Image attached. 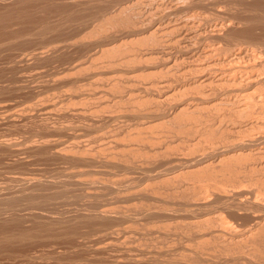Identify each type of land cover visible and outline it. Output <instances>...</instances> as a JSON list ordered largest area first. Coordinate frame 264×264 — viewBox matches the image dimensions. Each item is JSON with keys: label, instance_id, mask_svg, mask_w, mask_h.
<instances>
[{"label": "rangeland", "instance_id": "1", "mask_svg": "<svg viewBox=\"0 0 264 264\" xmlns=\"http://www.w3.org/2000/svg\"><path fill=\"white\" fill-rule=\"evenodd\" d=\"M30 1H32V2H30ZM30 1L29 0H0V19H1L0 20V45L3 42H5V43H3L4 45L2 44L0 46V51H1L0 52V148H2V149H0V195H1L0 198H4L3 195H5V197L6 196L9 197V196H13V195H19L20 189H21V191L24 190L23 183L20 182L18 180V178L20 179V178L27 177V178H30V180H33V178L36 177L35 178L36 181L33 180V182H36V183H31V184L33 186H35V188L33 187V190L35 192L34 194H36L38 196L35 195L36 197L34 196V198L31 201L32 202L33 201L34 202L35 201L39 202L40 199H43L44 201L41 200L39 202V204H37V206H38L37 207L35 204H33L28 199H22L21 200L22 203L20 202V200H18V202L17 201L5 202V201H1L0 200L1 201L0 204L2 203L3 206H4L3 207L2 204L0 206V212H1L0 213V225H1L0 226V235H1L0 236V249H1L0 250V253H1L0 254V264H2V263L3 264H54V263L55 264H70L71 261H72L71 264H79L80 262H81L80 264H91V263L92 264H98V263L99 264H116V263L117 264H132V263L133 264H141V263H143V264H147V263H149V264H156V263L157 264H171V263L172 264H193L194 261H195L194 264H196L197 261H198L197 264H199V263L200 264H224V263L225 264L226 263L227 264H264V246H263L264 245L263 244L264 243V216H263L264 215V207L263 206L261 207V205L258 206V204L263 203V198H264V190H263L264 189V182H263V180H264V178H263V176H264V174H263L264 173V168L263 167L264 166L263 165L264 164L260 165V164L264 163V156H262L264 154V152H260V153L259 152H255L258 149H262L264 151V142H262L260 140H257L259 142L254 141V143L257 142L258 144L257 143L254 144L253 143V144H248L247 145V143L251 142L250 138L253 137V136H251L249 134L250 133L251 134L259 133L257 131L261 130V129L258 128V130L255 129V131H252L253 129H250L251 127L248 126V125L252 126V123H253V125H256V124L257 125H261L262 124L264 126V123H262L264 121H262L263 119L261 120V118H264V115H263V113H264L263 111L264 110H262V114L260 115L261 112L259 113V111L261 109L258 107L259 105L258 106H252L251 108L249 106L248 109H244V110H240L239 111L240 113H241V111L243 113L244 112L246 113V110H248L246 114H243V113L241 114V117L243 115V119H242L241 117H239V115H240L239 112H237V115H233V113L235 114L236 111H234V109L232 111L228 110L229 109L228 106L224 105V104H226L225 102H228V101H223V102L221 101L222 102V104H220L221 106L219 104H218L219 106L217 105V102H216L217 100L219 101L221 98L226 99V97L229 98V96L231 94H232V96H230V97H231V102L233 101L232 103H234V101H235V103L237 101H239L242 98L240 95L243 93V90H244V84H241V83H240V85H238V87L236 86V88L232 87L233 89H226L225 88V90H223L224 88H222V87H220L218 89L216 88L215 89L216 92H215V90L214 91L209 90L210 87H199V88L197 87V89H196V88H193L195 85L193 86L192 84L191 85H186L185 87H182L183 90H181V89L179 90V88H181V86H180L181 82L183 83V81L181 79L182 77L180 78V75H181L180 72L183 69L182 65L180 64V66H178L179 65L178 64L177 66H175L174 70L170 71L172 74L170 72L169 73L166 72V70L163 69V67L161 68L162 65H160V63L162 64V62L160 61V58H159L158 54H156V56H158V59H156L157 57L154 54V51H156V49H157V51L162 50L163 43H161V46L159 45L160 46L159 47L158 44H160V43L155 41V39H156V38L154 39L155 36L153 37L152 35H149V34H147V36L146 35H140V36L136 35L135 36L136 33L133 34L134 32H137L136 28L141 27L140 29L144 30V29H147V27L148 28L152 27L155 22L151 20V18L153 17V16L151 17V15H154V16L156 15L154 17V19L156 17L159 18V16L161 14L162 15H166V13H168L170 11L169 10L170 9V5H168V4H171L170 2L173 1V0H171V1H168V0L167 1L166 0H155L156 2H154L153 0H151V1L150 0H144V1L135 0V1H140L139 3L136 4L137 7L135 5V1L134 0H130V1L129 0H106V1L105 0H103V1L102 0H95V1L94 0H83V1L82 0L81 1L80 0H52V1L51 0H30ZM146 1H147V3H146ZM159 1L160 2L162 1L164 3V5H165V2H166L167 3L166 6L168 5V7L163 6L164 7V9H162L163 11L159 10L161 7H159L158 10H155L157 8V6L155 4L156 3H160ZM178 1L181 4L183 3L182 4L183 7L181 5V8L183 9L182 10L183 13H181L182 11L180 10L179 11L180 13H179L178 16H182V14L184 15L186 12H188L190 10L188 8H194L193 10H196V11L198 9L197 12H200V13L204 14L203 16H205L202 19V21H203V23H206V24L201 25L202 21H200V25H201L202 30L206 29L207 31H209V33L208 32L206 33V31L203 30V32H201V38L198 39V40H201L202 42L198 41V40L196 42L195 41L196 39H194L193 40V41H195L193 43L194 46H191L193 49H190V50H194L195 49L194 51H196V53H199L200 50H203V48H206L208 45H211V43H212V45L213 44L214 45H218L220 39H216L217 33H214V32H218L220 30L213 29L212 25L215 24L216 22L218 24L222 23L223 27L221 28L220 32L223 31L222 35L224 33L225 37L223 35V37L221 39V41L223 40L221 45H222V50L224 51V52H222V50H221V52H222L221 53V56H222L221 58H223L225 56L227 57V55H228L227 58H229V57L234 58L235 53H237V52H239L241 50L242 51H244V50L250 51L251 50L250 52L251 53L254 52L253 54H255V55L258 52V55L261 54V56H263V57H261V56L258 57V55H257L256 58L258 57L260 59L257 60L258 59L257 58L256 60H253V61L251 60L253 62V63L252 62L251 63L253 65L254 64L256 65V63L259 61L257 63V65L259 64L258 65L259 67L256 65L255 67L253 66L250 69H253V70L254 69L255 70L259 69L260 70L259 72L261 73V71H262V73L264 74V64H263L264 63L263 62L264 61V53H263L264 52V48H263L264 47V23H263L264 22V3H262V2H264V0H214V1L213 0H209L210 2L208 0H203V1H200V0H193V1L192 0L191 1L190 0H188V1L187 0H181L180 1V0H178ZM178 1H176V3L179 4ZM186 1L190 2V3H188L189 6L186 5L187 4ZM196 1H198V2L200 1V2L198 3ZM57 2H59V3H57ZM141 2H143L144 4L146 3L147 5L145 4L146 5L145 6ZM151 2H154V4H151ZM184 2L186 4H184ZM202 2H204V4H202ZM128 4L130 5V7H129ZM150 4H151V6H149ZM68 6H69L70 10H68L69 9ZM124 6L126 7V9H125ZM127 6H128V8H127ZM37 7H38V9H37ZM84 7L86 9H84ZM120 7L124 8L126 11L121 9ZM130 8H133L134 11L132 9H130ZM23 9H24V11H23ZM28 9H30V10H28ZM31 9H32V11H31ZM144 9H145L146 12L144 11ZM148 9L150 10V12H149ZM187 9H188V11H186ZM43 10H45V11H43ZM104 10H106V11H104ZM216 10H218V11H216ZM22 11H23V13H22ZM196 11H195V13H196ZM5 12H7V13H5ZM101 13H103V14H101ZM128 13H129V15H132V16L129 17ZM137 13H139V14H137ZM154 13H157V14H154ZM3 14L6 17L2 16ZM36 14H37V16H36ZM47 14H48V16H47ZM90 14H92V16ZM108 14H109V17H108ZM7 15H8V17H7ZM105 15H107V16H105ZM40 16H41L42 19L40 18ZM117 16L119 18H117ZM123 16H125V17H123ZM126 16L129 17L130 19H128ZM133 16H135L136 18L133 17ZM172 16H177V15L173 14ZM10 17H13V18H10ZM70 17H71V19H70ZM110 17H111V20H110ZM8 18H10V19H8ZM74 18H75V20H73ZM158 18H156L155 21ZM205 18H207V19H205ZM139 19H141V20H139ZM143 19H145V20H143ZM204 19H205V21H204ZM4 20H6V22ZM32 20H34V21L32 22ZM67 20L68 21L70 20V21L68 22ZM124 20H126V21H124ZM197 21H199V18H197ZM221 21H223V22H221ZM80 22H83V24L80 23ZM114 22H116V23H114ZM118 22H122V23H118ZM143 22H144V25L142 24ZM225 22H226V24H225ZM140 23H141V25H140ZM145 23H146V25H145ZM70 24H71V27H70ZM117 25L119 27H117ZM131 25H132L133 28L134 27H136V28L133 29L132 27H129ZM14 26H16L17 28L14 27ZM20 26H22V27H20ZM123 26L125 27V29H124ZM202 26H204V27H202ZM44 27H45V29H44ZM115 27H116V29H115ZM142 27H144V28H142ZM211 27H212V29H211ZM119 28H120V30H119ZM32 29H33V31H32ZM43 29H44V31H43ZM130 29L132 30V33H130L131 32ZM208 29H210L211 31L208 30ZM228 29H230V30H228ZM244 29H245V31H244ZM110 30H111V32H110ZM133 30H135V31L133 32ZM212 30L214 31L213 33H212ZM236 30L238 31V33H237ZM39 31H41V33ZM57 31H58V33H57ZM105 31H107V32H105ZM125 31H126V33H125ZM61 32H64V33H61ZM204 32H205V35H204ZM220 32H218V33H220ZM244 32H248V33H244ZM225 33H227V34H225ZM12 34H15V35H12ZM128 34H130V35H128ZM132 34H133V36H131ZM206 34H208V36H206ZM31 35H32V38H31ZM148 35L150 36L151 40H150V38H147ZM142 36H143V38H142ZM202 36H203V38H202ZM204 36H206V37H204ZM226 36H227L228 40L225 39ZM246 36L248 38H246ZM258 36H260V37H258ZM228 37H230V38H228ZM42 38H43V40H42ZM141 38H142V40H141ZM166 38L170 39V36L166 35ZM16 39H18V40H16ZM21 39H22V41H21ZM80 39H82V40H80ZM233 39H235V40H233ZM238 39L241 40V41H239ZM84 40H86V41H84ZM150 41H151V43L152 42L153 43L151 44ZM173 41L174 40H172L171 42L173 43ZM232 41L233 42L236 41L235 44ZM139 42H141V43H139ZM154 42L156 43V45L154 44ZM53 43H54V45L55 44H57V45L54 46ZM138 44L140 45V47H139ZM164 44L168 45L169 42L168 43H164ZM174 44H175V42L172 45L174 46ZM204 44H205L206 47L203 46ZM252 44H253V46H252ZM170 45H168V46L163 45V46H164L165 49L169 48L168 50L173 54V56H175L176 54H179L177 52L179 50V46H177L175 44V46L172 48V45H171V47H170ZM234 45H237V46H234ZM51 46H52V49L50 48ZM126 46H128L129 48L128 47L126 48ZM137 46L141 50L139 48H137ZM144 46H145V48H144ZM198 46H199V48H198ZM223 46H224V49L227 47L225 49L226 51L223 49ZM256 46H257V48L259 50L256 48ZM241 47H243V49ZM247 47H248V49H247ZM54 48H56V49H54ZM228 48L230 50L232 49L231 52L229 51ZM235 48H236V50H235ZM238 48L239 49L241 48V49L238 50ZM123 49H125V50H123ZM146 49L150 53L149 52L147 54L145 53L146 54L145 55L144 52H146ZM44 50H46V51H44ZM52 50H54V51H52ZM190 50H188V51L191 52ZM260 50H262V51H260ZM36 51L40 52V54L42 56L36 58V56H34V54H37ZM55 51L58 52V53H56ZM228 51H229V53H228ZM232 51H233V53H232ZM259 51H260V53H259ZM200 52H202V51H200ZM139 53L141 54V56L143 58H141ZM148 54H150V55H148ZM28 56H29V58H28ZM136 56H137V59H136ZM145 56H147V58ZM148 57H149V59H148ZM153 58H155V59H153ZM216 58H218V55L216 56ZM261 58H263V59H261ZM196 59H199L198 61L199 62L202 61L204 64H206L207 62H210L209 59H207V60L205 59L204 60V58L200 59L198 57H196ZM180 60H178V61H180ZM247 60L248 59H246V58H244V60L242 58V60H241L242 62H241L240 59H238V62H236L237 66L239 65V67H240L244 63H248ZM261 60H262L263 63L262 62L260 63ZM151 61L153 62V64H152ZM245 65H247V64H245ZM177 67H180V69L178 68V70H177ZM261 67H262L263 70L261 69ZM257 71H255V72H257ZM64 76H66V77H64ZM238 76L240 77V75H238ZM176 78H178V79H176ZM117 81H119V82H117ZM161 81L169 82L170 83L169 85H171V87L168 86L167 88H162V91H161V89H160L161 87L159 86V83ZM176 85H178V87ZM263 87H264V85H262V87H260L259 89H261V91H263L264 90ZM200 88L203 91H199V90H201ZM237 88H239L238 89L239 92H238ZM164 89H166L167 91L164 90ZM169 89H171V90H169ZM158 90H160V91H158ZM206 90L207 91H211V93L207 92ZM233 90H237V92L236 91L234 92ZM257 90L258 89H255L254 92H257L256 94H259L261 91L260 90L257 91ZM224 91L228 92L227 96L224 95V94H226V92H224ZM230 91H232V93ZM212 92L215 93V94H218L217 95L218 97L216 95H214V97L216 96L215 98H213L211 96V98H210L211 102H210V100L208 99L210 97V96H208V93L210 95H212ZM162 93H163V95H162ZM205 93L207 94L208 98H206V94ZM220 93L223 94V95H221ZM167 95L169 96V98H166V97H168ZM196 96H197V98L198 97L199 98L203 97L204 99L203 98H201V99L198 98V101H196L197 99H194V98H196ZM185 97H186V99H184ZM219 97H221V98H219ZM236 97H238L239 100L235 99ZM163 98L165 99L164 101H163ZM182 99H184V100H182ZM202 99L205 100L206 102L205 101L203 102ZM187 100H189V101H187ZM182 101H183V103H182ZM185 102H188V103H185ZM177 103L178 104L180 103V104L177 105ZM209 103H212V104H209ZM171 106L174 107V109L170 108ZM175 106L176 107L179 106V107L176 108L178 110L175 109ZM214 107H215V109H214ZM7 108H9V109H7ZM35 108H36V110H35ZM145 109H146V111H145ZM207 109H209V110H207ZM217 109H219V110H217ZM249 109H251V110H249ZM258 109H259V111H258ZM47 110H48V112H47ZM147 110L150 111V113ZM212 110H213V113H211ZM220 110H221V112H220ZM26 111H28V112L30 111V112L28 113ZM181 111H183V112H181ZM224 111H227V112H224ZM250 111H251V113H250ZM252 111H255V113H253L255 115H253V116H252ZM10 112H11V114H10ZM83 112L84 113L86 112V113L84 114ZM114 112H115V114H114ZM171 112H173V113H171ZM73 113H74L75 116L73 115ZM161 113H162L163 116L159 115ZM229 113L231 115H229ZM257 113H258V115H256ZM12 114H14V115H12ZM48 114H50V115H48ZM227 114H228V116H226ZM98 115H100V116H98ZM150 115H153V116H150ZM164 115H168V116H164ZM174 115H175V117H172ZM247 115H248V117H247ZM249 115L251 116L250 118H249ZM194 116H195V118H194ZM211 116H212L213 119L211 118ZM219 116H221V117H219ZM244 116L246 117V119L244 118ZM258 116H259V118H258ZM143 117H144L146 122L144 121ZM145 117L146 118L148 117L147 118L148 122H147V119ZM224 117L225 118L226 117H230V118L231 117H236V118L230 120L228 118L225 119ZM220 118H222V119H220ZM139 119H141L143 121H141ZM149 119H150V121H149ZM151 119H152V121H151ZM44 120L47 121V122L49 121V123L45 122ZM215 120L219 121V122H216V125L214 124ZM221 120L224 121V122H221ZM235 120L237 122L239 121L238 123L235 122L236 124L234 123L236 126L233 124V121H235ZM194 121H195V123H194ZM212 121H214V122H212ZM258 121H261V122H258ZM18 122H20V123H18ZM245 122H247V124ZM217 123L219 124V126L221 124V126H224V127H221V126L219 127ZM229 123H230V126H229ZM45 124H49V125H45ZM210 124L211 125L213 124V126H214V127L212 126L213 129H212V127H210ZM90 125H92V126H90ZM207 125L209 126V128H208ZM233 126H235V127L232 130ZM226 127H227V129H226ZM239 127H240V130H239ZM214 128H215V130H214ZM243 128H244V130H243ZM209 129H211V131H209ZM203 130H205V132ZM224 130L225 131L228 130L227 131L228 134H227V132H224ZM232 131L233 132L237 131V133H233ZM223 132L225 134H227V135H225ZM247 132H248V135H247ZM190 133H192V134H190ZM232 133H233V135H232ZM238 133H240V134H238ZM149 134H150V136H149ZM237 134H238V136H237ZM146 135L149 136V137H147ZM151 135H153V136H151ZM218 135H221V136L219 137ZM230 135H232V136L230 137ZM222 136H223V138L220 139ZM224 136L226 138L230 137L229 138L230 142ZM239 136L241 138L243 136L246 138V140L244 139V137H243V139H240L242 141L245 140L244 143L246 145L244 143H242V141H241V143H240V141L238 142L237 139L240 138ZM171 137H174V139L171 138ZM212 137L214 138V140H212L213 139ZM151 138H153V139H151ZM215 139H217V140L219 139V141L216 142ZM225 139L227 140L226 142H228L229 144L231 143V145L233 146V150L231 149L232 148L231 145L228 146L229 145L228 143L227 144L226 143H224V144L221 143V142H224ZM231 139H234V141H237L239 144L231 142V141H233ZM248 139H250V140H248ZM28 140H29V142H28ZM199 140H201V141H199ZM204 140H205V142H204ZM4 141H6V142L8 141V142L6 143ZM133 141H135V142H133ZM24 142H26V143H24ZM77 142H78V144H77ZM215 142L217 144L220 142L221 144H219V145L215 144L216 145L215 146L216 147L215 148L216 151L214 152L215 149H213L211 147V145H209V143L213 144ZM22 143H23V146L21 145ZM63 143H65V145ZM108 143H109V145H108ZM116 143H118L117 144L118 146L116 145ZM232 143L236 144L235 145L236 148H235L234 144H232ZM25 144H26V146H25ZM36 144H37V146H36ZM113 144L116 145V146H114ZM136 144H137V146H135ZM240 144H242V145H240ZM262 144H263V146H262ZM8 145H10V146H8ZM30 145L33 146V147H31ZM60 145H61V147H60ZM88 145H89V147H88ZM95 145H96V147H95ZM203 145L206 146V149H208L210 147L209 148L210 150L204 151L205 147ZM221 145L224 146V147L222 146L220 148L221 150H223V148L226 149L227 146H228V148L226 150V153H225V156H227L229 154L228 158H230V159H228V162H227L226 161L227 159L225 160L224 159L225 157L222 155L219 158H221V159L223 158L225 160L223 162H225V163H223L221 161L220 164L218 162V164H219L218 165L216 163H217V160L219 158L217 159V157L215 155L217 154L216 153L217 151H221L220 149H218ZM251 145H252V147H250ZM4 146H5V148H4ZM64 146L67 147V148L64 149L65 148ZM108 146H111V147H108ZM244 146L245 147L247 146V147L245 148ZM259 146L262 147V148H260ZM6 147H8V148H6ZM11 147H13V148L11 149ZM24 147L26 149H24ZM55 147H57V148L55 149ZM74 147H76V148H74ZM189 147H191V148H189ZM242 147H244V148H242ZM29 148H30V150L28 151ZM31 148H34V149L31 150ZM72 148H74V149H72ZM93 148H94V150H93ZM134 148H135V150H134ZM203 148H204V150H203ZM211 148H212V150H211ZM22 149L25 150V151H23ZM59 149H61L62 151H60ZM183 149H185V150H183ZM235 149L237 151H239V150L243 151V152L246 151L245 153H251L252 152V154L249 155V157L247 156V158H246V156H241V160H240V158H237L236 160H234L235 157L231 158V154H233V156H235L234 154H237ZM26 150H27V152H26ZM55 150H57L56 153H55ZM111 150L113 151V153H112ZM186 150L188 152H186ZM21 151H22V153H21ZM63 151L66 154H63L64 153ZM79 151H81V152H79ZM191 151H193V152H191ZM60 152H62V154ZM212 152H214V153H212ZM89 153H91V154H89ZM203 153L206 154V155L208 154L207 156H209L210 159H209V157H207V159H206V156L205 155L203 156ZM253 153H255L254 156H253ZM67 154H69V155H67ZM182 154H183V156H182ZM212 154H214V156ZM260 154H261L262 157L260 156ZM52 155H54V156H52ZM178 155H179V157H178ZM81 156H83V157H81ZM104 156L106 158L108 157V158H111V159H108V158L107 159H103V158H105ZM198 156L199 157L202 156V157L199 158ZM255 156L257 158L259 157V159L256 160ZM204 157H205V160H206V162L203 163L204 165L203 164L200 165L199 163L195 164L196 161H198L199 159H202V158L204 159ZM242 157H243V160H242ZM250 157H251V159H250ZM44 158H46V159H44ZM181 158L182 159L184 158L183 159L184 162H183V160ZM196 158H197V160H196ZM213 158H214V162L216 161V163H215L216 166H217L216 169L214 167L215 164L211 165V164L214 163L213 161H211V160H213ZM73 159H75V161ZM192 159H193V161H191ZM247 159H249V161ZM77 160H78V162H77ZM106 160H108V161H106ZM188 160H189V163H187ZM209 160H210V162H209ZM229 160H230V162H229ZM231 160H233L232 161L233 166L231 164ZM258 160H260L261 162L260 161L258 162ZM94 161H96V163ZM171 161H172V164H171ZM242 161H244V162L241 163ZM253 161L254 162L256 161V163L254 164ZM82 162H84V163H82ZM107 162L108 163L109 162L110 163L113 162V163H111L113 165L110 166V165H108ZM185 162H186L187 165L183 164ZM236 162L238 163V165H237ZM250 162L253 163L252 167L253 166L255 167V165H256V167H258V169L256 167L255 168H251V165H250L251 163ZM176 163H177V165H176ZM179 163H180V166H179ZM227 163L231 164L230 165L231 168H230V166H228ZM124 164H126V165H124ZM221 164L222 165L224 164V165L221 166ZM244 164H246L247 168H246V166ZM175 165L178 166L177 169H175V170L173 169L172 170L171 166H175ZM182 165H183V167H182ZM226 165H227V167H226ZM143 166H145V167H143ZM205 166L207 168H205ZM208 166H209V169H211V172L208 169ZM212 166L214 167L215 170H213ZM218 166L219 167L221 166V168L219 169ZM224 166H225V168H227V170L224 168ZM103 167H105V168H103ZM228 167H229V171H230V169L236 168L237 170H239L241 168L242 172L239 170V173L241 172L242 175L240 174L241 175L240 176L239 173L235 174L234 170H236V169L231 170L230 173H229ZM232 167H234V168H232ZM204 168L206 170L208 169L209 171L207 172ZM222 168L225 169V170H223ZM261 168H263V170ZM73 169H74V173L77 170H79V171L82 170L83 171V174L80 175L81 178L80 177H78V178L82 179V181H84V182H86V181L90 182V183L89 182L83 183L82 184L83 187H86L85 185H87L86 188H87V190H89L90 189L89 187H92L94 185L93 188L94 189L96 188V190L97 189L98 190L96 191V193H95V190H93V192H94V194H97V193L100 192L99 194H97L98 196H94V198L90 197L91 199L89 198L88 199L89 201H88L87 198L90 196V193H88V192H91V190L86 191V188L81 187L82 185L69 184L70 182H72V180L70 181V178L71 179L73 178V177H71V175L73 174V172H72ZM99 169H101V170L103 169V170L101 171ZM128 169H129V171H128ZM192 169H194V170H192ZM251 169H254V170L251 171ZM123 170L125 172H123ZM204 170H205V172H203ZM219 170H221V171H219ZM246 170L248 172H246ZM79 171H77V172H79ZM103 171H105V172H103ZM225 171H228V172L224 173ZM97 172H100V173H97ZM193 172H195V173H193ZM221 172H223V173L220 174ZM244 172H246V173L243 174ZM56 173H58V174L56 175ZM68 173L69 174L71 173V174L69 175ZM199 173H200V175H199ZM208 173H209V175H208ZM227 173L229 174V176H228ZM255 173H257V174H255ZM223 174H225L226 176L223 175ZM250 174L252 176H250ZM15 175H16V177H15ZM160 175L163 176V177H161ZM202 176H203V178H202ZM227 176L229 177V179H227L228 178ZM232 176L234 177V179L232 178ZM236 176H238V177H236ZM239 176L242 177V180H244L246 182L242 183V181H241ZM243 176H244V179H243ZM245 176L246 177L248 176V177L246 178ZM249 176L252 177V178L249 179ZM55 177H57V178H55ZM115 177H116V179H115ZM204 177L206 179H208V178L209 179L206 180V179H204ZM254 177L255 178L257 177V178L255 179ZM11 178H14V179H11ZM65 178L66 179L68 178V179L66 180ZM237 178H239V179H237ZM260 178L261 179L263 178L262 181H261ZM15 179H17L18 181L15 180ZM37 179L42 181V183L40 181H38ZM42 179L44 181L54 180L52 182H54V184H56V185H54L55 187L53 185L50 186V184H48L47 186L44 185L45 183L43 182ZM58 179H59V181H58ZM83 179H85L86 181L83 180ZM120 179H122V180H120ZM246 179H249V181H251V182L249 183V181H247ZM6 180H7V182H6ZM55 180H57V182ZM60 180H61V183L63 182L64 184H60L59 183ZM64 180H65V182H64ZM106 180H108V182ZM184 180H188V181H184ZM199 180H200V183H199ZM233 180H234V183L236 181H238V180L241 181V182L238 181V182L235 183L237 187L236 186H234V187H236L237 190H235V188L233 187V185H234L233 184ZM10 181L13 182L15 185L12 184ZM37 181L39 183H37ZM96 181H102V182H105L106 184L105 183H103L105 185L100 184L102 182L95 183ZM202 181H204V182H202ZM214 181H215V183H214ZM256 181H258V183ZM114 182H116V183H114ZM66 183L68 184V186H67ZM88 183H89L90 186H88ZM224 183H226V184H224ZM57 184H59L60 186L58 187ZM96 184L100 188L98 186L95 187ZM109 184H111V185H109ZM38 185L40 187L41 186L42 187L41 188H37V187H39ZM61 185L67 186V189H66V187L62 188L63 186H61ZM106 185L107 186H113V188L115 186L116 187L112 191L110 189L108 191V188L106 187ZM199 185H201V186H199ZM48 186H49V188H47ZM183 186H185V188ZM220 186H221V188H220ZM50 187H52V188H50ZM68 188H70V189H68ZM200 188H202V189H200ZM214 188L217 189V190H215ZM35 189H36V191H35ZM48 189H49V191H48ZM60 189L61 190L64 189V190L60 192ZM65 189L67 191H65ZM84 189H85V191H84ZM42 190H43V192H42ZM76 190L78 192L81 191V194L78 193ZM103 190H105L106 194H105V192ZM123 190H124V192H123ZM140 190H141V192H140ZM187 190H189V191H187ZM218 190L219 191H223L224 190L223 191L224 193L223 192L219 193ZM229 190H230V193H229ZM8 191H10L11 194ZM37 191H39V192H37ZM82 191L87 192V193L85 194ZM113 191H115V192H113ZM116 191L119 192L118 195H117ZM145 191H146V193H145ZM148 191L150 192L149 195H148ZM226 191H228V192H226ZM236 191H238V192H236ZM56 192H59V194L56 193ZM120 192H122V193H120ZM137 192L141 196H139L137 194ZM201 192H202V194H204V196L203 195L199 196V194ZM231 192H232V194H231ZM241 192L242 193L244 192V193L242 194ZM41 193H43V194H41ZM45 193H47V194H45ZM51 193H53V195ZM54 193H56V194L54 195ZM144 193H145L146 196L144 195ZM221 193H222V195H221ZM225 193H226V195L228 193L230 194V197H229V195H227V196L229 197V200H231L232 202L231 201L228 202V197L224 196ZM20 194H22V193L20 192ZM49 194H50V196H49ZM64 194H66V195H64ZM82 194H84V196ZM125 194L126 195L128 194V195L126 196ZM150 194H152L154 197L150 196ZM237 194H239V195H237ZM39 195L41 197H39ZM57 195H59V197ZM80 195L82 196V198L80 197ZM121 195H122L123 198H119L118 199L117 196L120 197ZM45 196H48L50 199L46 197V201H45V199H44ZM51 196H54V197H51ZM86 196H88V197H86ZM197 196H198V198L201 197L203 199L205 198L204 200H207V201H203L200 198L202 202H200V201L199 202L203 204V207L201 209L197 208L198 210L196 208H194V207H196L194 205L195 202L197 200H199L197 198ZM218 196H220L219 197L220 199L218 198ZM222 196H224L227 199L228 206H227L226 201H225L226 199L222 198ZM38 197L40 198L39 200L37 199ZM55 197H56V199H51V198H55ZM185 197L187 198V200H185L186 199ZM238 197H239V199H238ZM258 197H260V198H258ZM92 198H93V200H92ZM193 198H195V202H194ZM234 198H235V200H233ZM189 199L193 201V203H194L193 206H191L192 204L190 203ZM249 199H250V201L252 203L248 201ZM26 200H27V202L29 201V203H27ZM61 200H63V201H61ZM222 200H224L225 202H223ZM240 200H243L245 203L241 201V202H239L236 205V203L238 201H240ZM42 201H43L44 204L41 205L40 203H42ZM187 201H189L188 204H187ZM208 201H209V203H208ZM61 202H62L63 205L60 204ZM88 202H90V204ZM107 202H109V203H107ZM163 202H164V204H163ZM11 203H13V204L14 203L15 204L18 203L19 205L16 204L17 206L14 207V206H12L13 204H11ZM45 203H47V204H45ZM219 203H221V204H219ZM233 203H234V205H233ZM246 203H248L249 209L246 207L247 206ZM249 203H251V206H250ZM7 204L9 205V207L7 206ZM56 204H58V205H56ZM88 204H89V206H88ZM243 204H246V205L243 206ZM33 205H35V206H33ZM103 205H105V206H103ZM241 205H242V207H241ZM39 206H41V207H39ZM98 206H100V207H98ZM238 206H240L242 209L244 208V210H242ZM11 207H13L14 209L16 208V209L15 210L14 209L11 210ZM53 207H54V209H53ZM134 207H135V209H134ZM142 207H143V209H142ZM145 207H146V209L144 210ZM160 207H161V209H160ZM9 208H10V210H9ZM21 208H22V210H21ZM82 208H85V209H82ZM100 208L104 209V211L101 210ZM150 208H152V209H150ZM1 209H2V211H1ZM7 209L9 211H6ZM48 209H50V211ZM147 209H149V210H147ZM85 210H87V211H85ZM109 210L112 211V212L109 213L110 212ZM114 210H115V212H118V213H115ZM127 210H128V212H127ZM37 211H41V212H37ZM155 211H156V213H155ZM176 211H178V212H176ZM183 211H184V214H183ZM192 211H193V213H192ZM255 211H256V213H255ZM3 212H6V213L4 214ZM98 212L100 214L104 213V212H107V214L106 213H105V215L102 214V216L100 215L99 216L100 218H99L98 217ZM136 212H139V213H136ZM201 212H202V214H201ZM108 213H109V215H108ZM178 213H179V216H178ZM75 214H79V215H75ZM149 214H150V216H149ZM252 214L253 215L255 214L256 217H255V215L253 216ZM58 215H60V216H58ZM74 215H75V217H74ZM83 215H84V217H83ZM106 215H108V216H106ZM172 215H173V217H172ZM180 215H181V217H180ZM184 215H186V216H184ZM206 215H208V217ZM217 215L219 216L220 219H218ZM61 216H63V218ZM79 216H80V218H79ZM165 216H167V217L165 218ZM57 218H59V219H57ZM94 218H96V220ZM123 218H125V219H123ZM222 218H224V219H222ZM257 218L258 219L260 218L261 222ZM36 219H38V220H36ZM39 219H40V221H39ZM50 219H52V220H50ZM142 219H143V221H142ZM46 221H48V222H46ZM86 221H87V223H86V225H84ZM92 221H94V222H92ZM257 221L260 222L262 225L260 223H258ZM217 222L218 223L220 222L219 225H218ZM52 223H53V225H52ZM185 223H186V225H185ZM197 223L199 224L198 228H196V226H198ZM256 223H258V224H256ZM33 224H35V225H33ZM66 224L68 226H66ZM50 225H51V227H49ZM193 225L195 226L196 229L193 227ZM216 225H217V227H215ZM118 226L121 227V230H120V227H118ZM221 226L222 227L224 226L225 228L224 227L222 228ZM98 227H100V228H98ZM1 228H2V230H1ZM76 228L77 229L79 228L78 232L76 231ZM217 228H219V229H217ZM226 228L227 229L229 228L228 231L226 230ZM114 229H116V230H114ZM59 230H61L63 232H61ZM123 230L126 231V232H124ZM218 230H221V233H222L221 236H220V231H218ZM224 230H226V232H227V233H225L226 234L225 237H224L225 234H223V232H222ZM234 230L236 232L235 236H233L234 235V233H233ZM169 231H171V232H169ZM239 231L242 234H240ZM131 232L133 234H131ZM177 232H179V233H177ZM218 232H219V235H217ZM124 233H126V235ZM168 233L169 234L172 233V234L169 235ZM201 233H202V235H201ZM230 233L233 234L232 237L230 236L231 235ZM249 233L252 234V236ZM2 234H4L5 236L2 235ZM50 234H53L54 236L50 235ZM75 234H76V236H75ZM111 234H113V235H111ZM134 234H135L136 237L134 236ZM189 234H191V236ZM212 234H213V236H211ZM227 234L229 236H227ZM39 235H40V237H39ZM45 235L48 236V237H46ZM68 235H70V236L68 237ZM79 235H80V238H79ZM199 235H200V237H198ZM245 235H247V236L245 237ZM9 237L11 239H13V240H11ZM212 237H214V238H212ZM227 237L228 238L231 237V238L228 240ZM233 237H235V239ZM240 237H242L243 240ZM114 238L116 239V241H115ZM218 238H220V239H218ZM33 239H34V242H33ZM96 239H98V240H96ZM52 240H54L55 242H53ZM252 240H254V242ZM121 241H122L123 244H121ZM223 241H224V243H223ZM159 242L161 243V245H160ZM232 242H234V243L230 244ZM63 243H64V245H63ZM119 243H120V245H118ZM219 243H221V244H219ZM114 244H115V246H114ZM169 245H170V247H169ZM189 245H190V247H189ZM209 245H210V247H212L213 245L214 246L212 248H210ZM216 245H217V247H216ZM39 246H41V247H39ZM129 247H131V248H129ZM29 248H30V250H29ZM154 248H155V250H154ZM182 248H184V250ZM98 249H100V250H98ZM120 249H121V252H120ZM71 250L73 251V253H72ZM122 251H124V254H122L123 253ZM138 251H139V253L142 252V251L143 252L147 251L148 253L147 252L146 253L145 252L142 253V254H145V256L142 255L141 253H140V255H138L139 254ZM198 251L200 252V254H199ZM227 251H228V253H227ZM111 252H112V254H111ZM166 252H168V253H166ZM187 252H190V254L187 253ZM215 252H216V254H215ZM149 253H150V255H149ZM204 253H206V254H204ZM121 255L123 256V258H121L122 257ZM28 256H30V257H28ZM146 256H148V257H146ZM194 256H195L196 259L194 258ZM6 257H7L8 260L6 259ZM51 257H53V259ZM129 257H133V258L135 257L136 258L135 260H137L136 262H138V263H136V262L134 263L133 259L129 258ZM176 259H178V260H176ZM110 260H111V262H110ZM148 260H150V261H148ZM47 262H49V263H47ZM206 262H208V263H206Z\"/></svg>", "mask_w": 264, "mask_h": 264}, {"label": "bare ground", "instance_id": "2", "mask_svg": "<svg viewBox=\"0 0 264 264\" xmlns=\"http://www.w3.org/2000/svg\"><path fill=\"white\" fill-rule=\"evenodd\" d=\"M30 1V0H29ZM52 1V0H51ZM81 1V0H80ZM83 1V0H82ZM95 1V0H94ZM103 1V0H102ZM106 1V0H105ZM130 1V0H129ZM135 1V0H134ZM142 1H144V0H142ZM151 1V0H150ZM149 1V2H150ZM154 2H156L155 0H153ZM167 1V0H166ZM168 1H171V0H168ZM174 1V0H173ZM173 1H171L170 3L171 4H168V5H170V11L168 12V13H166V15H162L161 13V15L159 16V18L158 17H156V18H158L156 21H155V19H154V17L156 16H154V15H151V20L152 21H154L155 23H154V25L152 26V27H147V29H144V30H142V29H140L141 27H139V28H136V27H134V28H136V31L137 32H134L135 30H133V34H135V36L136 35H146L147 36V34H149V35H152L153 37H154V39H155V41L156 42H158V43H160V44H158V46L160 45L161 46V43H163V45H166V46H168V45H170L172 42V40H174L173 41V43L175 42V44L177 45V46H179V50L177 51L179 54H176L175 56H173V54L168 50V49H165L164 48V46L162 45V50H160V51H157V49H156V51H154V54H155V56H156V54H158V56H159V58H160V61L162 62V64L160 63V65H162L161 66V68L163 67V69H165L166 70V72H170V71H173L174 70V67L175 66H177L178 64V66H180V64L182 65V71L180 72V78L182 79V81H183V83L181 82V84H180V86H181V88H179V90L181 89V90H183L182 89V87H185L186 85H195L193 88H196L197 89V87L199 88V87H210V89L209 90H212V91H214L216 88L218 89V88H220V87H222V88H224L223 90H225V88L226 89H233L232 87H234V88H236V86L238 87V85H240V83L241 84H244V90H243V93L240 95L242 98L239 100L238 99V97H236L235 99H238L239 101H237L236 103H235V101H234V103H232L231 102V97L230 96H232V91H230L229 93L231 94L230 96H229V98H227L226 97V99H224V98H221V97H219V98H221L219 101L217 100L216 102H217V105L219 104H222V102L223 101H228V102H225L226 104H224V105H227L228 106V110H233L234 109V111H236V113L234 114L233 113V115H237V112H239L240 110H244V109H248L249 108V106H250V108L252 107V106H258L261 110L259 111V109H258V111H259V113H260V115L262 114V110H264V90L263 91H261V89H259L260 87H262V85H264V74L262 73V71H261V73L259 72L260 70L259 69H257V70H253V69H250V68H252L253 66L255 67L256 65H257V63L259 62H257L256 63V65L254 64H252L253 62V60H256L259 56H261V54H259L258 55V52H257V54L255 55V54H253V53H251L250 51H248V50H244V51H239V52H237V53H235V55H234V58H231V57H229V58H227L228 57V55H227V57L225 56V57H223V58H221L222 56H221V53L222 52H224L223 50H222V45H221V43L223 42V40L221 41V39H222V37H223V35H224V33H223V35H222V32H220L221 31V28L223 27V24L221 23V24H218L217 22L215 23V24H213L212 25V27H213V29H218V30H220V31H218V32H220V33H218V32H214L213 30H212V33L214 32V33H217V35H216V39H220V41H219V44L218 45H212V43H211V45H208L207 47L205 46V44L203 45V46H205L206 48H203V50H200V51H202V52H200L199 51V53H196V51H194V50H190V49H193L191 46H194L193 45V43L196 41L197 42V40L199 39V38H201V32H203V30H202V28H201V25H203V24H206V23H203V21H202V19L205 17V16H203L204 14H202V13H200V12H197L198 11V9H197V11L196 10H193L194 8H188V9H190L189 11H188V9L186 10V11H188V12H186L184 15L182 14V16H178L179 15V11L181 10H183L182 8H181V5L183 4H181L178 0H175L174 2ZM176 1H178L179 2V4L178 3H176ZM181 1V0H180ZM188 1V0H187ZM186 1V3L184 2V4H186V5H188V3H190V2H187ZM191 1V0H190ZM193 1V0H192ZM200 1H203V0H200ZM199 1V2H200ZM209 1V0H208ZM214 1V0H213ZM30 2H32V1H30ZM46 2V1H45ZM140 1H135V5L137 4V3H139ZM154 2H151V4H154ZM160 2V1H159ZM196 2H198V1H196ZM198 2V3H199ZM210 2V1H209ZM235 2V1H234ZM255 2V1H254ZM20 3V2H19ZM22 3V2H21ZM56 3V2H55ZM57 3H59V2H57ZM75 3V2H74ZM115 3V2H114ZM118 3V2H117ZM128 3V2H127ZM142 4H144L143 2H141ZM140 3V4H141ZM146 3H147V1H146ZM145 3V4H146ZM193 3V2H192ZM232 3V2H231ZM237 3V2H236ZM262 3H264V2H262ZM13 4V3H12ZM35 4V3H34ZM51 4V3H50ZM144 4V5H145ZM151 4L149 5V6H151ZM166 2H165V5H164V3L161 1L160 3H156L155 5L157 6V8L155 9V10H158L159 9V7H161L159 10H162V9H164V7L163 6H166ZM195 4V3H194ZM202 4H204V2H202ZM238 4V3H237ZM252 4V3H251ZM255 4V3H254ZM48 5V4H47ZM85 5V4H84ZM104 5V4H103ZM106 5V4H105ZM129 5V4H128ZM147 5V4H146ZM145 5V6H146ZM168 5L166 6V7H168ZM235 5V4H234ZM16 6V5H15ZM43 6V5H42ZM61 6V5H60ZM94 6V5H93ZM97 6V5H96ZM111 6V5H110ZM116 6V5H115ZM120 6V5H119ZM122 6V5H121ZM126 6V5H125ZM124 6V7H125ZM144 6V7H145ZM189 6V5H188ZM198 6V5H197ZM200 6V5H199ZM205 6V5H204ZM231 6V5H230ZM261 6V5H260ZM71 7V6H70ZM74 7V6H73ZM77 7V6H76ZM87 7V6H86ZM90 7V6H89ZM129 7H130V5H129ZM136 7H137V5H136ZM163 7V8H162ZM182 7H183V5H182ZM195 7V6H194ZM202 7V6H201ZM224 7V6H223ZM226 7V6H225ZM253 7V6H252ZM259 7V6H258ZM15 8V7H14ZM20 8V7H19ZM22 8V7H21ZM68 8H69V6H68ZM93 8V7H92ZM98 8V7H97ZM101 8V7H100ZM114 8V7H113ZM121 8V7H120ZM127 8H128V6H127ZM197 8V7H196ZM4 9V8H3ZM17 9V8H16ZM15 9V10H16ZM37 9H38V7H37ZM42 9V8H41ZM57 9V8H56ZM78 9V8H77ZM76 9V10H77ZM84 9H86L85 7H84ZM111 9V8H110ZM118 9V8H117ZM121 9H123V10H125L126 9V7H125V9L124 8H121ZM130 9H132L133 10V8H130ZM138 9V8H137ZM186 9V8H185ZM28 10H30V9H28ZM51 10V9H50ZM61 10V9H60ZM68 10H70V8L68 9ZM89 10V9H88ZM91 10V9H90ZM93 10V9H92ZM100 10V9H99ZM129 10V9H128ZM149 10V9H148ZM154 10V11H155ZM204 10V9H203ZM223 10V9H222ZM221 10V11H222ZM256 10V9H255ZM4 11V10H3ZM8 11V10H7ZM18 11V10H17ZM23 11H24V9H23ZM23 11H22V13H23ZM27 11V10H26ZM25 11V12H26ZM31 11H32V9H31ZM43 11H45V10H43ZM66 11V10H65ZM64 11V12H65ZM94 11V10H93ZM104 11H106V10H104ZM122 11V10H121ZM126 11V10H125ZM134 11V10H133ZM137 11V10H136ZM144 11H145V9H144ZM163 11V10H162ZM195 11H196V13H195ZM216 11H218V10H216ZM225 11V10H224ZM260 11V10H259ZM2 12V11H1ZM29 12V11H28ZM52 12V11H51ZM68 12V11H67ZM103 12V11H102ZM132 12V11H131ZM146 12V11H145ZM144 12V13H145ZM149 12H150V10H149ZM153 12V11H152ZM240 12V11H239ZM257 12V11H256ZM262 12V11H261ZM5 13H7V12H5ZM10 13V12H9ZM12 13V12H11ZM39 13V12H38ZM43 13V12H42ZM53 13V12H52ZM61 13V12H60ZM69 13V12H68ZM159 13V12H158ZM181 13H183V11L181 12ZM225 13V12H224ZM253 13V12H252ZM27 14V13H26ZM34 14V13H33ZM40 14V13H39ZM38 14V15H39ZM57 14V13H56ZM59 14V13H58ZM72 14V13H71ZM74 14V13H73ZM93 14V13H92ZM92 14H90L91 16H92ZM101 14H103V13H101ZM137 14H139V13H137ZM154 14H157V13H154ZM177 15V16H172V15ZM9 15V14H8ZM8 15H7V17H8ZM23 15V14H22ZM50 15V14H49ZM80 15V14H79ZM100 15V14H99ZM128 15H129V13H128ZM135 15V14H134ZM143 15V14H142ZM146 15V14H145ZM209 15V14H208ZM207 15V16H208ZM236 15V14H235ZM2 16H4V14L2 15ZM1 16V17H2ZM24 16V15H23ZM36 16H37V14H36ZM47 16H48V14H47ZM46 16V17H47ZM78 16V15H77ZM105 16H107V15H105ZM113 16V15H112ZM130 16H132V15H129V17ZM141 16V15H140ZM139 16V17H140ZM194 16V17H193ZM211 16V15H210ZM4 17H6V16H4ZM19 17V16H18ZM39 17V16H38ZM87 17V16H86ZM104 17V16H103ZM108 17H109V14H108ZM114 17V16H113ZM112 17V18H113ZM121 17V16H120ZM123 17H125V16H123ZM127 17V16H126ZM129 17H127L128 19H130ZM133 17H135V16H133ZM138 17V16H137ZM142 17V16H141ZM140 17V18H141ZM209 17V16H208ZM258 17V16H257ZM261 17V16H260ZM263 17V16H262ZM3 18V17H2ZM10 18H13V17H10ZM10 18H8V19H10ZM32 18V17H31ZM40 18H41V16H40ZM50 18V17H49ZM117 18H119L118 16H117ZM126 18V19H127ZM136 18V17H135ZM197 18H199V21H197ZM215 18V17H214ZM42 19V18H41ZM70 19H71V17H70ZM205 19H207V18H205ZM205 19H204V21H205ZM250 19V18H249ZM1 20V19H0ZM17 20V19H16ZM20 20V19H19ZM73 20H75V18L73 19ZM110 20H111V17H110ZM138 20V19H137ZM139 20H141V19H139ZM143 20H145V19H143ZM142 20V21H143ZM148 20V19H147ZM150 20V21H151ZM228 20V19H227ZM5 22H6V20H4ZM22 21V20H21ZM34 20H32V22H33ZM36 21V20H35ZM40 21V20H39ZM44 21V20H43ZM55 21V20H54ZM68 21V20H67ZM70 21V20H69ZM68 21V22H69ZM81 21V20H80ZM97 21V20H96ZM123 21V20H122ZM124 21H126V20H124ZM135 21V20H134ZM151 21V22H152ZM200 21H202V23H201V25H200ZM209 21V20H208ZM214 21V20H213ZM234 21V20H233ZM2 22V21H1ZM17 22V21H16ZM46 22V21H45ZM50 22V21H49ZM62 22V21H61ZM100 22V21H99ZM128 22V21H127ZM131 22V21H130ZM149 22V21H148ZM221 22H223V21H221ZM14 23V22H13ZM25 23V22H24ZM31 23V22H30ZM54 23V22H53ZM57 23V22H56ZM80 23H82L83 24V22H80ZM114 23H116V22H114ZM118 23H122V22H118ZM208 23V22H207ZM229 23V22H228ZM232 23V22H231ZM264 23V22H263ZM11 24V23H10ZM18 24V23H17ZM23 24V23H22ZM33 24V23H32ZM31 24V25H32ZM46 24V23H45ZM81 24V25H82ZM100 24V23H99ZM127 24V23H126ZM136 24V23H135ZM138 24V23H137ZM143 25H144V22L142 23ZM153 24V23H152ZM151 24V25H152ZM225 24H226V22H225ZM233 24V23H232ZM242 24V23H241ZM252 24V23H251ZM250 24V25H251ZM8 25V24H7ZM28 25V24H27ZM37 25V24H36ZM48 25V24H47ZM61 25V24H60ZM69 25V24H68ZM85 25V24H84ZM94 25V24H93ZM101 25V24H100ZM104 25V24H103ZM120 25V24H119ZM123 25V24H122ZM128 25V24H127ZM140 25H141V23H140ZM145 25H146V23H145ZM150 25V24H149ZM228 25V24H227ZM226 25V26H227ZM249 25V26H250ZM26 26V25H25ZM53 26V25H52ZM73 26V25H72ZM75 26V25H74ZM95 26V25H94ZM108 26V25H107ZM121 26V25H120ZM135 26V25H134ZM148 26V25H147ZM210 26V25H209ZM229 26V25H228ZM231 26V25H230ZM253 26V25H252ZM255 26V25H254ZM263 26V25H262ZM14 27H16V26H14ZM20 27H22V26H20ZM61 27V26H60ZM70 27H71V24H70ZM117 27H119L118 25H117ZM124 27V26H123ZM122 27V28H123ZM127 27V26H126ZM129 27H132V25L131 26H129ZM128 27V28H129ZM202 27H204V26H202ZM212 27H211V29H212ZM237 27V26H236ZM261 27V26H260ZM10 28V27H9ZM8 28V29H9ZM17 28V27H16ZM15 28V29H16ZM48 28V27H47ZM50 28V27H49ZM62 28V27H61ZM64 28V27H63ZM79 28V27H78ZM90 28V27H89ZM97 28V27H96ZM100 28V27H99ZM108 28V27H107ZM114 28V27H113ZM127 28V29H128ZM133 28V27H132ZM133 28V29H134ZM142 28H144V27H142ZM210 28V27H209ZM225 28V27H224ZM223 28V29H224ZM227 28V27H226ZM235 28V27H234ZM249 28V27H248ZM254 28V27H253ZM4 29V28H3ZM24 29V28H23ZM31 29V28H30ZM39 29V28H38ZM44 29H45V27H44ZM44 29H43V31H44ZM51 29V28H50ZM49 29V30H50ZM58 29V28H57ZM66 29V28H65ZM71 29V28H70ZM112 29V28H111ZM115 29H116V27H115ZM124 29H125V27H124ZM123 29V30H124ZM138 29V30H137ZM247 29V28H246ZM5 30V29H4ZM55 30V29H54ZM101 30V29H100ZM106 30V29H105ZM119 30H120V28H119ZM122 30V29H121ZM131 30V29H130ZM208 30H210V29H208ZM228 30H230V29H228ZM241 30V29H240ZM251 30V29H250ZM254 30V29H253ZM262 30V29H261ZM19 31V30H18ZM23 31V30H22ZM21 31V32H22ZM32 31H33V29H32ZM71 31V30H70ZM113 31V30H112ZM204 31H206V33L208 32L209 33V31H207L206 29L204 30ZM211 31V30H210ZM226 31V30H225ZM224 31V32H225ZM237 31V30H236ZM244 31H245V29H244ZM252 31V30H251ZM15 32V31H14ZM13 32V33H14ZM31 32V31H30ZM40 33H41V31H39ZM52 32V31H51ZM67 32V31H66ZM105 32H107V31H105ZM110 32H111V30H110ZM124 32V31H123ZM128 32V31H127ZM250 32V31H249ZM7 33V32H6ZM18 33V32H17ZM27 33V32H26ZM33 33V32H32ZM56 33V32H55ZM57 33H58V31H57ZM56 33V34H57ZM61 33H64V32H61ZM93 33V32H92ZM104 33V32H103ZM102 33V34H103ZM125 33H126V31H125ZM130 33H132V30H131V32ZM232 33V32H231ZM236 33V32H235ZM237 33H238V31H237ZM241 33V32H240ZM239 33V34H240ZM244 33H248V32H244ZM16 34V33H15ZM15 34H12V35H15ZM19 34V33H18ZM24 34V33H23ZM73 34V33H72ZM105 34V33H104ZM133 34L131 35V36H133ZM225 34H227V33H225ZM233 34V33H232ZM251 34V33H250ZM46 35V34H45ZM44 35V36H45ZM52 35V34H51ZM128 35H130V34H128ZM148 35V37L147 38H150V36ZM166 35L168 36H170V39L169 38H166ZM203 35V34H202ZM204 35H205V32H204ZM210 35V34H209ZM234 35V34H233ZM232 35V36H233ZM238 35V34H237ZM10 36V35H9ZM19 36V35H18ZM58 36V35H57ZM61 36V35H60ZM85 36V35H84ZM99 36V35H98ZM117 36V35H116ZM206 36H208V34H206ZM206 36H204V37H206ZM212 36V35H211ZM231 36V35H230ZM241 36V35H240ZM29 37V36H28ZM47 37V36H46ZM53 37V36H52ZM67 37V36H66ZM86 37V36H85ZM130 37V36H129ZM224 37H225V35H224ZM251 37V36H250ZM249 37V38H250ZM258 37H260V36H258ZM26 38V37H25ZM31 38H32V35H31ZM80 38V37H79ZM105 38V37H104ZM110 38V37H109ZM113 38V37H112ZM123 38V37H122ZM132 38V37H131ZM142 38H143V36H142ZM142 38H141V40H142ZM202 38H203V36H202ZM215 38V37H214ZM228 38H230V37H228ZM233 38V37H232ZM231 38V39H232ZM246 38H248L247 36H246ZM5 39V38H4ZM12 39V38H11ZM45 39V38H44ZM83 39V38H82ZM82 39H80V40H82ZM133 39V38H132ZM194 39H196L195 41H193ZM206 39V38H205ZM209 39V38H208ZM207 39V40H208ZM224 39V38H223ZM225 39H227V36H226V38ZM237 39V38H236ZM16 40H18V39H16ZM15 40V41H16ZM24 40V39H23ZM42 40H43V38H42ZM139 40V39H138ZM144 40V39H143ZM148 40V39H147ZM150 40H151V38H150ZM171 40V41H170ZM206 40V41H207ZM214 40V39H213ZM228 40V39H227ZM226 40V41H227ZM230 40V39H229ZM233 40H235V39H233ZM239 40V39H238ZM5 41V40H4ZM7 41V40H6ZM14 41V40H13ZM20 41V40H19ZM21 41H22V39H21ZM29 41V40H28ZM40 41V40H39ZM63 41V40H62ZM66 41V40H65ZM84 41H86V40H84ZM89 41V40H88ZM103 41V40H102ZM193 41V42H192ZM198 41H201V40H198ZM216 41V40H215ZM239 41H241V40H239ZM9 42V41H8ZM75 42V41H74ZM108 42V41H107ZM129 42V41H128ZM169 42V44L167 45V44H164V43H168ZM171 42V43H170ZM202 42V41H201ZM218 42V41H217ZM230 42V41H229ZM233 42V41H232ZM236 42V41H235ZM235 42H233L234 44H235ZM252 42V41H251ZM256 42V41H255ZM3 43H5V42H3ZM2 43V44H3ZM10 43V42H9ZM15 43V42H14ZM32 43V42H31ZM67 43V42H66ZM73 43V42H72ZM139 43H141V42H139ZM148 43V42H147ZM150 43H151V41H150ZM153 43V42H152ZM151 43V44H152ZM172 43V44H173ZM226 43V42H225ZM238 43V42H237ZM248 43V42H247ZM1 44V45H2ZM7 44V43H6ZM18 44V43H17ZM27 44V43H26ZM37 44V43H36ZM128 44V43H127ZM137 44V43H136ZM154 44L156 45V43L154 42ZM171 44V45H172ZM175 44H174V46H175ZM197 44V43H196ZM200 44V43H199ZM202 44V43H201ZM251 44V43H250ZM256 44V43H255ZM260 44V43H259ZM0 45V46H1ZM4 45V44H3ZM43 45V44H42ZM53 45H54V43H53ZM55 45H57V44H55ZM54 45V46H55ZM76 45V44H75ZM87 45V44H86ZM102 45V44H101ZM139 45V44H138ZM171 45H170V47H171ZM224 45V44H223ZM226 45V44H225ZM239 45V44H238ZM241 45V44H240ZM247 45V44H246ZM258 45V44H257ZM67 46V45H66ZM96 46V45H95ZM131 46V45H130ZM142 46V45H141ZM154 46V45H153ZM159 46V47H160ZM173 45H172V48L174 47ZM229 46V45H228ZM231 46V45H230ZM234 46H237V45H234ZM245 46V45H244ZM252 46H253V44H252ZM7 47V46H6ZM44 47V46H43ZM42 47V48H43ZM59 47V46H58ZM81 47V46H80ZM128 46H126V48H127ZM139 47H140V45H139ZM138 46H137V48H139ZM147 47V46H146ZM152 47V46H151ZM158 47V48H159ZM4 48V47H3ZM51 49H52V46L50 47ZM61 48V47H60ZM129 48V47H128ZM144 48H145V46H144ZM143 48V49H144ZM148 48V47H147ZM154 48V47H153ZM164 48V49H163ZM178 48V47H177ZM195 48V47H194ZM197 48V47H196ZM198 48H199V46H198ZM197 48V49H198ZM227 48V47H226ZM225 48V49H226ZM231 48V47H230ZM233 48V47H232ZM242 49H243V47H241ZM240 48V49H241ZM251 48V47H250ZM256 48H257V46H256ZM261 48V47H260ZM264 48V47H263ZM5 49V48H4ZM31 49V48H30ZM45 49V48H44ZM54 49H56V48H54ZM106 49V48H105ZM111 49V48H110ZM140 49V48H139ZM202 49V48H201ZM223 49H224V46H223ZM224 49V50H225ZM229 49V48H228ZM239 48H238V50H240ZM247 49H248V47H247ZM258 49V48H257ZM256 49V50H257ZM35 50V49H34ZM40 50V49H39ZM60 50V49H59ZM123 50H125V49H123ZM128 50V49H127ZM141 50V49H140ZM145 50V49H144ZM149 50V49H148ZM188 50H190L191 52H189ZM221 50H222V52H221ZM232 50V49H231ZM231 50L229 49V51L231 52ZM235 50H236V48H235ZM237 50V51H238ZM259 50V49H258ZM3 51V50H2ZM44 51H46V50H44ZM52 51H54V50H52ZM90 51V50H89ZM134 51V50H133ZM226 51V50H225ZM229 51H228V53H229ZM255 51V50H254ZM260 51H262V50H260ZM260 51H259V53H260ZM1 52V51H0ZM22 52V51H21ZM37 52V51H36ZM48 52V51H47ZM56 52V51H55ZM110 52V51H109ZM140 52V51H139ZM144 52V51H143ZM149 51H147V49H146V52H144V54L146 53H148ZM198 52V51H197ZM250 52V53H249ZM256 52V51H255ZM39 53V54H38ZM56 53H58V52H56ZM135 53V52H134ZM150 53V52H149ZM175 53V52H174ZM232 53H233V51H232ZM264 53V52H263ZM25 54V53H24ZM52 54V53H51ZM86 54V53H85ZM140 54V53H139ZM145 54V55H146ZM18 55V54H17ZM134 55V54H133ZM148 55H150V54H148ZM153 55V54H152ZM218 55V58H216V56ZM258 55V57L256 58V56ZM34 56H36V58L37 57H40V56H42L41 54H40V52H37V54H34ZM33 56V57H34ZM50 56V55H49ZM48 56V57H49ZM139 56V55H138ZM140 56H141V54H140ZM144 56V55H143ZM158 56H156L157 58L156 59H158ZM146 58H147V56H145ZM196 57H198V58H200V59H203L204 58V60L206 59H209V61L210 62H207L206 64H204L202 61H198L199 59H196ZM261 57H263V56H261ZM28 58H29V56H28ZM81 58V57H80ZM141 58H143L142 56H141ZM242 58H243V60H244V58H246V59H248L247 61H248V63H244L243 65H241L240 67H239V65L237 66V63L236 62H238V59H240V61L242 60ZM19 59V58H18ZM33 59V58H32ZM72 59V58H71ZM133 59V58H132ZM136 59H137V56H136ZM139 59V58H138ZM148 59H149V57H148ZM153 59H155V58H153ZM181 59V60H180ZM237 59V60H236ZM260 58H258L257 60H259ZM261 59H263V58H261ZM38 60V59H37ZM82 60V59H81ZM144 60V59H143ZM178 60H180V61H178ZM203 60V61H204ZM252 60V61H251ZM132 61V60H131ZM82 62V61H81ZM85 62V61H84ZM138 62V61H137ZM144 62V61H143ZM150 62V61H149ZM152 62V61H151ZM205 62V61H204ZM242 62V61H241ZM252 62V63H251ZM255 62V61H254ZM262 62V60L260 61V63ZM264 62V61H263ZM262 62V63H263ZM47 63V62H46ZM159 63V62H158ZM74 64V63H73ZM117 64V63H116ZM134 64V63H133ZM138 64V63H137ZM149 64V63H148ZM151 64V63H150ZM152 64H153V62H152ZM151 64V65H152ZM236 64V65H235ZM245 64H247V65H245ZM264 64V63H263ZM262 64V65H263ZM143 65V64H142ZM259 65V64H258ZM257 65V66H258ZM261 65V66H262ZM66 66V65H65ZM74 66V65H73ZM116 66V65H115ZM138 66V65H137ZM149 66V65H148ZM156 66V65H155ZM71 67V66H70ZM110 67V66H109ZM117 67V66H116ZM154 67V66H153ZM259 67V66H258ZM112 68V67H111ZM178 68L180 69V67H177V70H178ZM73 69V68H72ZM113 69V68H112ZM133 69V68H132ZM261 69H262V67H261ZM263 70V69H262ZM159 71V70H158ZM255 71H257V72H255ZM161 72V71H160ZM176 72V71H175ZM214 72V73H213ZM159 73V72H158ZM171 73V72H170ZM177 73V72H176ZM179 73V72H178ZM163 74V73H162ZM172 74V73H171ZM238 75H240V77L238 76ZM138 76V75H137ZM176 76V75H175ZM22 77V76H21ZM62 77V76H61ZM64 77H66V76H64ZM176 79H178V78H176ZM180 79V80H181ZM65 80V79H64ZM119 80V79H118ZM168 81V80H167ZM19 82V81H18ZM117 82H119V81H117ZM116 82V83H117ZM168 83V84H167ZM178 83V82H177ZM113 84V83H112ZM170 83L169 82H166V81H161L160 83H159V86L161 87L160 89H161V91H162V88H167L168 86L169 87H171V85H169ZM157 85V84H156ZM177 87H178V85H176ZM26 87V86H25ZM118 88V87H117ZM158 88V87H157ZM188 88V87H187ZM258 89V90H260L261 92L259 93V94H256L257 92H254V90L255 89ZM264 88V87H263ZM201 89V88H200ZM205 89V88H204ZM208 89V88H207ZM239 88H237V90H238ZM242 89V88H241ZM164 90H166V89H164ZM163 90V91H164ZM169 90H171V89H169ZM168 90V91H169ZM174 90V89H173ZM178 90V91H179ZM185 90V89H184ZM199 90V89H198ZM237 90H233L234 92L236 91L237 92ZM257 90V91H258ZM158 91H160V90H158ZM167 91V90H166ZM191 91V90H190ZM194 91V90H193ZM199 91H203L202 89L201 90H199ZM207 91V90H206ZM242 91V90H241ZM157 92V91H156ZM173 92V91H172ZM184 92V91H183ZM198 92V91H197ZM207 92H209V93H211V91H207ZM215 92H216V90H215ZM224 92H226V91H224ZM238 92H239V90H238ZM155 93V92H154ZM174 93V92H173ZM181 93V92H180ZM204 93V92H203ZM208 93V96H210L209 98L207 97V94H206V98H208L209 100H210V102H211V96L213 97V98H215L218 94H215V93H213L212 92V95H210ZM241 93V92H240ZM83 94V93H82ZM184 94V93H183ZM197 94V93H196ZM201 94V93H200ZM221 94V93H220ZM236 94V93H235ZM161 95V94H160ZM162 95H163V93H162ZM214 95H216L215 97H214ZM221 95H223V94H221ZM220 95V96H221ZM224 95H228V92H226V94H224ZM153 96V95H152ZM168 96V95H167ZM171 96V95H170ZM174 96V95H173ZM193 96V95H192ZM236 96V95H235ZM234 96V97H235ZM239 96V95H238ZM160 97V96H159ZM162 97V96H161ZM164 97V96H163ZM218 97V96H217ZM223 97V96H222ZM34 98V97H33ZM166 98H169V96L168 97H166ZM199 98V97H198ZM198 98H197V96H196V98H194V99H197L196 101H198ZM201 98H203V97H200L199 99H201ZM205 98V99H206ZM212 98V99H213ZM240 98V97H239ZM184 99H186V97L184 98ZM184 99H182V100H184ZM191 99V98H190ZM193 99V98H192ZM204 99V98H203ZM202 99V100H203ZM207 99V100H208ZM165 99L163 98V101H164ZM179 100V99H178ZM208 100V101H209ZM216 100V99H215ZM234 100V99H233ZM31 101V100H30ZM187 101H189V100H187ZM194 101V100H193ZM200 101V100H199ZM205 100H203V102H204ZM222 101V102H221ZM160 102V101H159ZM181 102V101H180ZM206 102V101H205ZM182 103H183V101H182ZM185 103H188V102H185ZM190 103V102H189ZM176 104V103H175ZM180 104V103H179ZM178 103H177V105H179ZM198 104V103H197ZM207 104V103H206ZM209 104H212V103H209ZM214 104V103H213ZM19 105V104H18ZM34 105V104H33ZM167 105V104H166ZM187 105V104H186ZM218 105V106H219ZM22 106V105H21ZM52 106V105H51ZM50 106V107H51ZM184 106V105H183ZM201 106V105H200ZM221 106V105H220ZM7 107V106H6ZM11 107V106H10ZM9 107V108H10ZM15 107V106H14ZM26 107V106H25ZM33 107V106H32ZM45 107V106H44ZM43 107V108H44ZM177 107H179V106H177ZM176 106H175V109L177 108ZM182 107V106H181ZM204 107V106H203ZM202 107V108H203ZM257 107V108H258ZM3 108V107H2ZM9 108H7V109H9ZM168 108V107H167ZM170 108H172V109H174V107H170ZM183 108V107H182ZM255 108V107H254ZM28 109V108H27ZM41 109V108H40ZM84 109V108H83ZM199 109V108H198ZM214 109H215V107H214ZM26 110V109H25ZM35 110H36V108H35ZM45 110V109H44ZM49 110V109H48ZM48 110H47V112H48ZM86 110V109H85ZM176 110H178V109H176ZM183 110V109H182ZM207 110H209V109H207ZM217 110H219V109H217ZM222 110V109H221ZM221 110H220V112H221ZM227 110V109H226ZM249 110H251V109H249ZM253 110V109H252ZM8 111V110H7ZM6 111V112H7ZM22 111V110H21ZM50 111V110H49ZM79 111V110H78ZM141 111V110H140ZM145 111H146V109H145ZM148 111V110H147ZM154 111V110H153ZM184 111V110H183ZM183 111H181V112H183ZM196 111V110H195ZM203 111V110H202ZM230 111V112H231ZM233 111V112H234ZM247 111L248 110H246V113H247ZM257 111V112H258ZM12 112V111H11ZM11 112H10V114H11ZM26 112H28V111H26ZM25 112V113H26ZM30 112V111H29ZM28 112V113H29ZM59 112V111H58ZM80 112V111H79ZM139 112V111H138ZM137 112V113H138ZM143 112V111H142ZM149 113H150V111H148ZM168 112V111H167ZM166 112V113H167ZM177 112V111H176ZM189 112V111H188ZM193 112V111H192ZM200 112V111H199ZM198 112V113H199ZM204 112V111H203ZM215 112V111H214ZM217 112V111H216ZM224 112H227V111H224ZM229 112V111H228ZM264 112V111H263ZM8 113V112H7ZM27 113V114H28ZM34 113V112H33ZM39 113V112H38ZM44 113V112H43ZM46 113V112H45ZM50 113V112H49ZM81 113V112H80ZM84 113V112H83ZM86 113V112H85ZM84 113V114H85ZM165 113V112H164ZM171 113H173V112H171ZM187 113V112H186ZM211 113H213V110H212V112ZM219 113V112H218ZM240 113V112H239ZM238 113V114H239ZM243 112L241 111V113H240V115H239V117H241V114H242ZM245 112L243 113V114H246ZM250 113H251V111H250ZM253 113H255V111H252V116L253 115H255V114H253ZM26 114V115H27ZM60 114V113H59ZM114 114H115V112H114ZM117 114V113H116ZM141 114V113H140ZM152 114V113H151ZM180 114V113H179ZM182 114V113H181ZM222 114V113H221ZM249 114V113H248ZM12 115H14V114H12ZM37 115V114H36ZM48 115H50V114H48ZM73 115H74V113H73ZM90 115V114H89ZM88 115V116H89ZM96 115V114H95ZM157 115V114H156ZM155 115V116H156ZM159 115H161V116H163L162 115V113L161 114H159ZM214 115V114H213ZM229 115H231L230 113H229ZM256 115H258V113L256 114ZM263 115H264V113H263ZM262 115V116H263ZM30 116V115H29ZM40 116V115H39ZM43 116V115H42ZM55 116V115H54ZM53 116V117H54ZM69 116V115H68ZM71 116V115H70ZM75 116V115H74ZM85 116V115H84ZM98 116H100V115H98ZM110 116V115H109ZM137 116V115H136ZM150 116H153V115H150ZM164 116H168V115H164ZM170 116V115H169ZM226 116H228V114L226 115ZM16 117V116H15ZM27 117V116H26ZM38 117V116H37ZM50 117V116H49ZM52 117V116H51ZM92 117V116H91ZM97 117V116H96ZM172 117H175V115L174 116H172ZM219 117H221V116H219ZM223 117V116H222ZM238 117V116H237ZM238 117V118H239ZM247 117H248V115H247ZM251 116L249 115V118H250ZM29 118V117H28ZM27 118V119H28ZM89 118V117H88ZM94 118V117H93ZM110 118V117H109ZM136 118V117H135ZM146 118V117H145ZM148 118V117H147ZM146 118V119H147ZM160 118V117H159ZM163 118V117H162ZM194 118H195V116H194ZM211 118H212V116H211ZM225 118V117H224ZM226 118H228V119H235L236 117H226ZM225 118V119H226ZM237 118V119H238ZM242 119H243V115H242V117H241ZM244 118L246 119V117L244 116ZM258 118H259V116H258ZM42 119V118H41ZM80 119V118H79ZM90 119V118H89ZM101 119V118H100ZM117 119V118H116ZM143 119H144V117H143ZM156 119V118H155ZM173 119V118H172ZM213 119V118H212ZM219 119V118H218ZM220 119H222V118H220ZM224 119V120H225ZM253 119V118H252ZM263 119V120H262ZM8 120V119H7ZM84 120V119H83ZM93 120V119H92ZM139 120H141V119H139ZM158 120V119H157ZM168 120V119H167ZM170 120V119H169ZM179 120V119H178ZM207 120V119H206ZM248 120V119H247ZM261 120L262 121H264V118H261ZM25 121V120H24ZM28 121V120H27ZM33 121V120H32ZM36 121V120H35ZM40 121V120H39ZM45 121V120H44ZM109 121V120H108ZM141 121H143V120H141ZM144 121H145V119H144ZM149 121H150V119H149ZM151 121H152V119H151ZM182 121V120H181ZM188 121V120H187ZM210 121V120H209ZM227 121V120H226ZM250 121V120H249ZM45 122H47V121H45ZM146 122V121H145ZM147 122H148V119H147ZM191 122V121H190ZM212 122H214V121H212ZM216 122H219V121H216L215 120V122H214V124L216 125ZM221 122H224V121H222L221 120ZM235 122H237L236 120L235 121H233V124L235 123ZM239 122V121H238ZM237 122V123H238ZM248 122V121H247ZM247 122H245L246 124H247ZM251 122V121H250ZM255 122V121H254ZM258 122H261V121H258ZM257 122V123H258ZM12 123V122H11ZM18 123H20V122H18ZM32 123V122H31ZM40 123V122H39ZM47 123H49V121L47 122ZM194 123H195V121H194ZM262 123H264V122H262ZM41 124V123H40ZM57 124V123H56ZM187 124V123H186ZM218 124V123H217ZM226 124V123H225ZM236 124V123H235ZM234 124V125H235ZM250 124V123H249ZM42 125V124H41ZM45 125H49V124H45ZM51 125V124H50ZM64 125V124H63ZM94 125V124H93ZM96 125V124H95ZM181 125V124H180ZM240 125V124H239ZM242 125V124H241ZM54 126V125H53ZM67 126V125H66ZM90 126H92V125H90ZM89 126V127H90ZM203 126V125H202ZM208 126V125H207ZM213 126V124L211 125L210 124V127H212ZM218 126H219V124H218ZM220 126H221V124H220ZM219 126V127H220ZM226 126V125H225ZM229 126H230V123H229ZM236 126V125H235ZM235 126H233V128H232V130L234 129V127ZM245 126V125H244ZM248 126H250L251 128L250 129H253L252 131H255V129L256 130H258V128L259 129H263L262 131L261 130H259V131H257V132H259V133H255V134H249V135H251V136H253L252 138H250V139H248V140H250L251 142H249V143H247V145L248 144H253L254 143V141H257V140H260V141H262V142H264V126L261 124V125H253V123H252V126L251 125H248ZM47 127V126H46ZM214 127V126H213ZM213 127H212V129H213ZM221 127H224V126H221ZM50 128V127H49ZM48 128V129H49ZM58 128V127H57ZM208 128H209V126H208ZM216 128V127H215ZM215 128H214V130H215ZM218 128V127H217ZM237 128V127H236ZM84 129V128H83ZM90 129V128H89ZM182 129V128H181ZM184 129V128H183ZM186 129V128H185ZM205 129V128H204ZM224 129V128H223ZM226 129H227V127H226ZM44 130V129H43ZM52 130V129H51ZM57 130V129H56ZM231 130V129H230ZM239 130H240V127H239ZM242 130V129H241ZM243 130H244V128H243ZM247 130V129H246ZM48 131V130H47ZM204 132H205V130H203ZM208 131V130H207ZM209 131H211V129H209ZM223 131V130H222ZM228 131V130H227ZM227 131H225L224 130V132H227ZM251 131V130H250ZM213 132V131H212ZM215 132V131H214ZM218 132V131H217ZM223 132V133H224ZM233 132V131H232ZM246 132V131H245ZM249 132V131H248ZM248 132H247V135H248ZM208 133V132H207ZM211 133V132H210ZM231 133V132H230ZM233 133H237V131L236 132H233ZM233 133H232V135H233ZM55 134V133H54ZM190 134H192V133H190ZM225 134V133H224ZM227 134H228V132H227ZM227 134H225V135H227ZM238 134H240V133H238ZM238 134H237V136H238ZM166 135V134H165ZM171 135V134H170ZM174 135V134H173ZM176 135V134H175ZM196 135V134H195ZM204 135V134H203ZM214 135V134H213ZM232 135H230V137L232 136ZM147 136V135H146ZM149 136H150V134H149ZM149 136H147V137H149ZM151 136H153V135H151ZM160 136V135H159ZM162 136V135H161ZM188 136V135H187ZM210 136V135H209ZM219 137L221 136V135H218ZM217 136V137H218ZM229 136V135H228ZM241 136V135H240ZM239 136V137H240ZM245 136V135H244ZM243 136V137H244ZM194 137V136H193ZM200 137V136H199ZM208 137V136H207ZM225 137V136H224ZM229 137V138H230ZM243 137L241 138H239V139H237L238 140V142L240 141V143H241V141L242 140H240V139H243ZM246 137V136H245ZM244 137V139L246 140V138ZM248 137V136H247ZM171 138H173L174 139V137H171ZM182 138V137H181ZM213 138V137H212ZM211 138V139H212ZM223 138V136L220 138V139H222ZM226 138V137H225ZM229 138H226V139H228V141H229ZM234 138V137H233ZM28 139V138H27ZM26 139V140H27ZM58 139V138H57ZM144 139V138H143ZM151 139H153V138H151ZM156 139V138H155ZM177 139V138H176ZM188 139V138H187ZM194 139V138H193ZM210 139V138H209ZM225 139V141L224 142H221V143H228V142H226L227 140ZM236 139V138H235ZM30 140V139H29ZM29 140H28V142H29ZM41 140V139H40ZM39 140V141H40ZM49 140V139H48ZM56 140V139H55ZM142 140V139H141ZM171 140V139H170ZM189 140V139H188ZM196 140V139H195ZM212 140H214V138L212 139ZM216 140V142L217 141H219V139L217 140V139H215ZM231 140H233V141H231V142H234V143H238L237 141H234V139H231ZM245 140H243L242 141V143H244V141ZM45 141V140H44ZM50 141V140H49ZM52 141V140H51ZM64 141V140H63ZM120 141V140H119ZM118 141V142H119ZM161 141V140H160ZM172 141V140H171ZM186 141V140H185ZM199 141H201V140H199ZM4 142H6V141H4ZM8 142V141H7ZM6 142V143H7ZM48 142V141H47ZM114 142V141H113ZM122 142V141H121ZM133 142H135V141H133ZM141 142V141H140ZM146 142V141H145ZM167 142V141H166ZM182 142V141H181ZM204 142H205V140H204ZM209 142V141H208ZM213 142V141H212ZM211 142V143H212ZM213 143V144H211V143H209V145H211V147L213 148V149H215L216 147V145L215 144H217V143ZM230 142V141H229ZM257 142H259V141H257ZM257 142H255V143H257ZM17 143V142H16ZM24 143H26V142H24ZM112 143V142H111ZM129 143V142H128ZM137 143V142H136ZM143 143V142H142ZM191 143V142H190ZM220 142L217 144V145H219V144H221ZM234 143H232V144H234ZM254 143V144H255ZM2 144V143H1ZM29 144V143H28ZM35 144V143H34ZM33 144V145H34ZM38 144V143H37ZM37 144H36V146H37ZM53 144V143H52ZM56 144V143H55ZM60 144V143H59ZM64 145H65V143H63ZM74 144V143H73ZM77 144H78V142H77ZM81 144V143H80ZM118 143H116V145H117ZM124 144V143H123ZM122 144V145H123ZM127 144V143H126ZM131 144V143H130ZM133 144V143H132ZM148 144V143H147ZM192 144V143H191ZM208 144V143H207ZM225 144V145H226ZM229 144V143H228ZM239 144V143H238ZM245 144V143H244ZM243 144V145H244ZM258 144V143H257ZM256 144V145H257ZM260 144V143H259ZM22 146H23V143L21 144ZM39 145V144H38ZM42 145V144H41ZM57 145V144H56ZM55 145V146H56ZM62 145V144H61ZM61 145H60V147H61ZM106 145V144H105ZM108 145H109V143H108ZM112 145V144H111ZM114 145V144H113ZM116 145H114V146H116ZM140 145V144H139ZM150 145V144H149ZM208 145V146H209ZM231 145V143L228 145V146H230ZM236 144H234V146H235ZM240 145H242V144H240ZM246 145V144H245ZM3 146V145H2ZM7 146V145H6ZM8 146H10V145H8ZM25 146H26V144H25ZM31 146V145H30ZM43 146V145H42ZM52 146V145H51ZM72 146V145H71ZM75 146V145H74ZM77 146V145H76ZM118 146V145H117ZM126 146V145H125ZM130 146V145H129ZM133 146V145H132ZM135 146H137V144L135 145ZM152 146V145H151ZM191 146V145H190ZM194 146V145H193ZM196 146V145H195ZM204 146V145H203ZM207 146V147H208ZM223 145H221L218 149H220L221 147H222ZM228 146H227V148H228ZM232 146V145H231ZM239 146V145H238ZM262 146H263V144H262ZM17 147V146H16ZM15 147V148H16ZM28 147V146H27ZM31 147H33V146H31ZM47 147V146H46ZM59 147V148H60ZM65 147V146H64ZM69 147V146H68ZM81 147V146H80ZM88 147H89V145H88ZM95 147H96V145H95ZM94 147V148H95ZM108 147H111V146H108ZM142 147V146H141ZM140 147V148H141ZM147 147V146H146ZM198 147V146H197ZM202 147V146H201ZM205 147V150H204V148H203V150L204 151H206V150H210L209 148L208 149H206V146H204ZM224 147V146H223ZM245 147V146H244ZM244 147H242V148H244ZM247 147V146H246ZM245 147V148H246ZM250 147H252V145L250 146ZM260 147V146H259ZM4 148H5V146H4ZM6 148H8V147H6ZM13 147H11V149H12ZM18 148V147H17ZM20 148V147H19ZM37 148V147H36ZM35 148V149H36ZM49 148V147H48ZM57 147H55V149H56ZM67 147H65L64 149H66ZM74 148H76V147H74ZM74 148H72V149H74ZM78 148V147H77ZM94 148H93V150H94ZM119 148V147H118ZM131 148V147H130ZM189 148H191V147H189ZM188 148V149H189ZM193 148V147H192ZM199 148V147H198ZM212 148H211V150H212ZM227 148L226 149H224L223 148V150H221V151H217L216 153V157H217V159L220 157V156H224L225 158V160L228 162V159H230V158H228L229 156V154L227 155V156H225V153H226V150H227ZM235 148H236V146H235ZM260 148H262V147H260ZM0 149H2V148H0ZM24 149H26L25 147H24ZM32 149H34V148H31V150ZM63 149V148H62ZM96 149V148H95ZM105 149V148H104ZM108 149V148H107ZM133 149V148H132ZM142 149V148H141ZM162 149V148H161ZM176 149V148H175ZM181 149V148H180ZM200 149V148H199ZM232 150H233V146H232V148H231ZM230 149V150H231ZM252 149V148H251ZM255 149V148H254ZM258 149V148H257ZM4 150V149H3ZM6 150V149H5ZM18 150V149H17ZM23 150V149H22ZM30 150V148L28 149V151ZM40 150V149H39ZM54 150V149H53ZM58 150V149H57ZM57 150H55V153L57 152ZM60 151H62L61 149H59ZM76 150V149H75ZM82 150V149H81ZM84 150V149H83ZM113 150V149H112ZM111 150V151H112ZM134 150H135V148H134ZM138 150V149H137ZM183 150H185V149H183ZM191 150V149H190ZM193 150V149H192ZM202 150V151H203ZM236 150V149H235ZM245 150V149H244ZM249 150V149H248ZM247 150V151H248ZM262 149H258V150H254L255 152H264L263 150L261 151ZM16 151V150H15ZM20 151V150H19ZM23 151H25V150H23ZM66 151V150H65ZM152 151V150H151ZM216 151V149L214 150V152ZM9 152V151H8ZM26 152H27V150H26ZM36 152V151H35ZM39 152V151H38ZM64 152V151H63ZM79 152H81V151H79ZM90 152V151H89ZM97 152V151H96ZM138 152V151H137ZM178 152V151H177ZM184 152V151H183ZM186 152H188L187 150H186ZM191 152H193V151H191ZM195 152V151H194ZM214 152H212V153H214ZM233 152V151H232ZM246 152V151H245ZM245 152H243V151H237L236 150V153L237 154H234L235 156H233V154H231V158H234V160H236L237 158H240V160H241V156H246V158H247V156L249 157V155H251L252 154V152L251 153H245ZM21 153H22V151H21ZM25 153V152H24ZM41 153V152H40ZM44 153V152H43ZM59 153V152H58ZM61 154H62V152H60ZM84 153V152H83ZM105 153V152H104ZM112 153H113V151H112ZM169 153V152H168ZM174 153V152H173ZM197 153V152H196ZM201 153V152H200ZM199 153V154H200ZM206 153V152H205ZM231 153V152H230ZM234 153V152H233ZM60 154V155H61ZM63 154H66L65 152L63 153ZM74 154V153H73ZM89 154H91V153H89ZM94 154V153H93ZM92 154V155H93ZM100 154V153H99ZM102 154V153H101ZM254 154L255 153H253V156H254ZM258 154V153H257ZM256 154V155H257ZM55 155V154H54ZM54 155H52V156H54ZM59 155V154H58ZM67 155H69V154H67ZM72 155V154H71ZM75 155V154H74ZM83 155V154H82ZM95 155V154H94ZM104 155V154H103ZM111 155V154H110ZM109 155V156H110ZM168 155V154H167ZM166 155V156H167ZM171 155V154H170ZM185 155V154H184ZM188 155V154H187ZM197 155V154H196ZM201 155V154H200ZM206 156V159H207V157H209V156H207L206 154H204L203 153V156ZM213 156H214V154H212ZM27 156V155H26ZM32 156V155H31ZM41 156V155H40ZM66 156V155H65ZM89 156V155H88ZM100 156V155H99ZM107 156V155H106ZM169 156V155H168ZM182 156H183V154H182ZM252 156V157H253ZM258 156V155H257ZM260 156H261V154H260ZM262 156H264V154L262 155ZM261 156V157H262ZM64 157V156H63ZM71 157V156H70ZM77 157V156H76ZM81 157H83V156H81ZM94 157V156H93ZM96 157V156H95ZM105 157V156H104ZM111 157V156H110ZM115 157V156H114ZM132 157V156H131ZM171 157V156H170ZM177 157V156H176ZM178 157H179V155H178ZM190 157V156H189ZM195 157V156H194ZM199 157V156H198ZM197 157V158H198ZM202 157V156H201ZM201 157H199V158H201ZM256 157V156H255ZM260 157V158H261ZM108 158V157H107ZM106 157L105 158H103V159H107ZM126 158V157H125ZM173 158V157H172ZM175 158V157H174ZM191 158V157H190ZM197 158H196V160H197ZM44 159H46V158H44ZM55 159V158H54ZM62 159V158H61ZM102 159V158H101ZM102 159V160H103ZM108 159H111V158H108ZM130 159V158H129ZM137 159V158H136ZM182 159V158H181ZM184 159V158H183ZM182 159V160H183ZM209 159H210V157H209ZM216 159V160H217ZM223 158L221 159V158H219L218 160H217V163H216V161L214 162V158H213V160H211V161H213L214 163L213 164H211V165H214L215 163L216 164H218V162H219V164L221 163V161L223 162V161H225ZM245 159V158H244ZM250 159H251V157H250ZM257 159H259V157L257 158L256 157V160ZM36 160V159H35ZM74 161H75V159H73ZM72 160V161H73ZM101 160V161H102ZM114 160V159H113ZM118 160V159H117ZM120 160V159H119ZM125 160V159H124ZM153 160V159H152ZM157 160V159H156ZM165 160V159H164ZM242 160H243V157H242ZM248 161H249V159H247ZM40 161V160H39ZM38 161V162H39ZM105 161V160H104ZM106 161H108V160H106ZM115 161V160H114ZM121 161V160H120ZM128 161V160H127ZM130 161V160H129ZM133 161V160H132ZM131 161V162H132ZM181 161V160H180ZM179 161V162H180ZM191 161H193V159L191 160ZM190 161V162H191ZM199 161V162H198ZM198 161H196L195 162V164L196 163H199L200 165L201 164H203V163H205L206 162V160H205V157H204V159L202 158V159H199ZM232 161L233 160H231V164H232ZM246 161V160H245ZM252 161V160H251ZM260 160H258V162H259ZM263 161V160H262ZM54 162V161H53ZM69 162V161H68ZM77 162H78V160H77ZM81 162V161H80ZM95 163H96V161H94ZM152 162V161H151ZM154 162V161H153ZM166 162V161H165ZM170 162V161H169ZM174 162V161H173ZM183 162H184V160H183ZM209 162H210V160H209ZM229 162H230V160H229ZM239 162V161H238ZM244 161H242L241 163H243ZM254 162V161H253ZM261 162V161H260ZM65 163V162H64ZM74 163V162H73ZM82 163H84V162H82ZM86 163V162H85ZM108 163V162H107ZM111 163H113V162H111ZM110 162L108 163V165H113V164H111ZM123 163V162H122ZM121 163V164H122ZM125 163V162H124ZM137 163V162H136ZM135 163V164H136ZM178 163V162H177ZM177 163H176V165H177ZM187 163H189V160L187 161ZM194 163V162H193ZM208 163V162H207ZM206 163V164H207ZM223 163H225V162H223ZM237 163V162H236ZM251 163V162H250ZM256 163V161L254 162V164ZM87 164V163H86ZM129 164V163H128ZM138 164V163H137ZM147 164V163H146ZM156 164V163H155ZM170 164V163H169ZM168 164V165H169ZM171 164H172V161H171ZM184 165L186 164V162L185 163H183ZM209 164V163H208ZM216 164H215V169L217 168V166H216ZM218 164V165H219ZM228 164V166H230L231 164L230 163H227ZM247 164V163H246ZM246 164H244L245 166H246ZM252 164L253 163H251L250 165H251V168H255L256 167V165H255V167L253 166L252 167ZM260 164V163H259ZM264 163H262V164H260V165H263ZM75 165V164H74ZM84 165V164H83ZM91 165V164H90ZM94 165V164H93ZM100 165V164H99ZM107 165V164H106ZM124 165H126V164H124ZM145 165V164H144ZM167 165V166H168ZM171 166L172 167V170L174 169H177V167L178 166ZM187 165V164H186ZM198 165V164H197ZM204 165V164H203ZM210 165V166H211ZM224 165V164H223ZM222 164H221V166H223ZM237 165H238V163H237ZM243 165V166H244ZM249 165V164H248ZM85 166V165H84ZM88 166V165H87ZM86 166V167H87ZM104 166V165H103ZM140 166V165H139ZM138 166V167H139ZM146 166V165H145ZM145 166H143V167H145ZM179 166H180V163H179ZM191 166V165H190ZM194 166V165H193ZM199 166V165H198ZM221 166L219 167L218 166V168L220 169L221 168ZM232 166H233V164H232ZM244 166V167H245ZM264 166V165H263ZM262 166V167H263ZM91 167V166H90ZM134 167V166H133ZM147 167V166H146ZM182 167H183V165H182ZM213 167V166H212ZM214 167H213V170H215L214 169ZM226 167H227V165H226ZM236 167V166H235ZM261 167V166H260ZM103 168H105V167H103ZM112 168V167H111ZM120 168V167H119ZM132 168V167H131ZM137 168V167H136ZM142 168V167H141ZM170 168V167H169ZM202 168V167H201ZM205 168H207L206 166H205ZM204 168V169H205ZM224 168H225V166H224ZM230 168H231V166H230ZM232 168H234V167H232ZM246 168H247V166H246ZM250 168V167H249ZM257 169H258V167H256ZM264 168V167H263ZM263 168H261L262 170H263ZM113 169V168H112ZM117 169V168H116ZM115 169V170H116ZM171 169V168H170ZM208 169H209V166H208ZM206 170L207 172L210 170V172H211V169H209V170ZM223 169V168H222ZM226 170H227V168H225ZM225 169H223V170H225ZM234 169H236V168H234ZM234 169H230V171L231 170H234ZM243 169V168H242ZM93 170V169H92ZM99 170H101V169H99ZM103 170V169H102ZM101 170V171H102ZM105 170V169H104ZM131 170V169H130ZM154 170V169H153ZM152 170V171H153ZM163 170V169H162ZM168 170V169H167ZM185 170V169H184ZM189 170V169H188ZM192 170H194V169H192ZM198 170V169H197ZM201 170V169H200ZM203 170V169H202ZM205 170L203 171V172H205ZM241 172H242V170H241V168L239 169ZM239 170H234V173L235 174H237V173H239ZM245 170V169H244ZM243 170V171H244ZM250 170V169H249ZM254 169H251V171H253ZM68 171V170H67ZM77 171H79V170H77ZM77 171H75V173H74V169H73V174L71 175V177H73L72 179L70 178V181L72 180V182H68L69 184H76V185H82L83 183H86V182H89V181H86L85 179H83V180H85L86 182H84V181H82V179H79L78 177H80V175L81 174H83V171L81 170V171H79V172H77ZM110 171V170H109ZM114 171V170H113ZM128 171H129V169H128ZM171 171V170H170ZM190 171V170H189ZM219 171H221V170H219ZM228 171H229V167H228ZM228 171H225L224 173H226V172H228ZM230 171H229V173H230ZM237 171V172H236ZM261 171V170H260ZM71 172V173H72ZM88 172V171H87ZM91 172V171H90ZM89 172V173H90ZM103 172H105V171H103ZM123 172H125L124 170H123ZM142 172V171H141ZM163 172V171H162ZM161 172V173H162ZM165 172V171H164ZM173 172V171H172ZM191 172V171H190ZM200 172V171H199ZM213 172V171H212ZM233 172V171H232ZM239 173V175L241 174L242 175V173ZM246 172H248L247 170H246ZM246 172H244L243 174H245ZM263 172V171H262ZM67 173V172H66ZM70 173V174H71ZM97 173H100V172H97ZM102 173V172H101ZM174 173V172H173ZM187 173V172H186ZM189 173V172H188ZM193 173H195V172H193ZM197 173V172H196ZM223 172H221L220 174H222ZM58 173H56V175H57ZM63 174V173H62ZM69 174V173H68ZM69 174V175H70ZM91 174V173H90ZM89 174V175H90ZM112 174V173H111ZM152 174V173H151ZM172 174V173H171ZM175 174V173H174ZM178 174V173H177ZM176 174V175H177ZM185 174V173H184ZM205 174V173H204ZM228 174V173H227ZM233 174V173H232ZM248 174V173H247ZM252 174V173H251ZM250 174V176H252ZM255 174H257V173H255ZM264 174V173H263ZM64 175V174H63ZM87 175V174H86ZM103 175V174H102ZM101 175V176H102ZM105 175V174H104ZM117 175V174H116ZM129 175V174H128ZM156 175V174H155ZM199 175H200V173H199ZM202 175V174H201ZM208 175H209V173H208ZM218 175V174H217ZM223 175H225V174H223ZM240 175V176H241ZM60 176V175H59ZM62 176V175H61ZM68 176V175H67ZM84 176V175H83ZM144 176V175H143ZM154 176V175H153ZM152 176V177H153ZM157 176V175H156ZM161 176V175H160ZM159 176V177H160ZM170 176V175H169ZM195 176V175H194ZM193 176V177H194ZM198 176V175H197ZM211 176V175H210ZM219 176V175H218ZM226 176V175H225ZM228 176H229V174H228ZM227 176V177H228ZM239 176V177H240ZM249 176V179L250 178H252V177H250ZM256 176V175H255ZM262 176V175H261ZM12 177V176H11ZM15 177H16V175H15ZM21 177V176H20ZM52 177V176H51ZM70 177V176H69ZM68 177V178H69ZM94 177V176H93ZM108 177V176H107ZM112 177V176H111ZM110 177V178H111ZM150 177V176H149ZM161 177H163V176H161ZM166 177V176H165ZM164 177V178H165ZM200 177V176H199ZM206 177V176H205ZM204 177V179H206ZM215 177V176H214ZM236 177H238V176H236ZM246 177V176H245ZM248 177V176H247ZM246 177V178H247ZM18 178V177H17ZM36 178V177H35ZM35 178H33V180H35L36 181V179ZM55 178H57V177H55ZM67 178V179H68ZM81 178V177H80ZM102 178V177H101ZM151 178V177H150ZM167 178V177H166ZM196 178V177H195ZM202 178H203V176H202ZM232 178L234 179V177L232 176ZM255 178V177H254ZM257 178V177H256ZM255 178V179H256ZM263 178H264V176H263ZM262 178V179H263ZM11 179H14V178H11ZM66 179V178H65ZM66 179V180H67ZM88 179V178H87ZM93 179V178H92ZM107 179V178H106ZM115 179H116V177H115ZM119 179V178H118ZM161 179V178H160ZM209 179V178H208ZM208 179H206V180H208ZM218 179V178H217ZM227 179H229V177L227 178ZM231 179V178H230ZM237 179H239V178H237ZM240 179H241V181H242V183L243 182H246V181H244V180H242V177H240ZM243 179H244V176H243ZM249 179H246L247 181H249ZM261 179V178H260ZM262 179H261V181H262ZM10 180V179H9ZM15 180H17V179H15ZM14 180V181H15ZM18 180L20 181V182H22L23 183V188H24V190L23 191H21V189H20V191H19V195H13V196H6L5 197V195H3L4 196V198H0V200L1 201H5V202H14V201H17L18 202V200H20V202L22 203V199H28V200H32L33 198H34V196L36 195V194H34L35 192H34V190H33V187L35 188V186H33L31 183H36V182H33V180H30V178H27V177H25V178H18ZM17 180V181H18ZM38 180V179H37ZM43 180V179H42ZM99 180V179H98ZM105 180V179H104ZM120 180H122V179H120ZM159 180V179H158ZM190 180V179H189ZM196 180V179H195ZM203 180V179H202ZM216 180V179H215ZM232 180V179H231ZM38 181H40V180H38ZM37 181V183H39ZM52 181H54V180H50V181H44L43 180V182L45 183L44 185H48V184H50V186L51 185H56V184H54V182H52ZM56 182H57V180H55ZM58 181H59V179H58ZM63 181V180H62ZM92 181V180H91ZM107 182H108V180H106ZM110 181V180H109ZM184 181H188V180H184ZM225 181V180H224ZM230 181V180H229ZM236 181V180H235ZM239 181V180H238ZM238 181H236V182H238ZM241 181H239V182H241ZM255 181V180H254ZM259 181V180H258ZM258 181H256L257 183H258ZM6 182H7V180H6ZM11 182V181H10ZM41 183H42V181H40ZM64 182H65V180H64ZM94 182V181H93ZM97 182H102V181H96L95 183H97ZM120 182V181H119ZM191 182V181H190ZM198 182V181H197ZM202 182H204V181H202ZM207 182V181H206ZM209 182V181H208ZM235 182V183H236ZM251 181H249V183H250ZM263 182H264V180H263ZM12 184H14L13 182H11ZM40 183V184H41ZM60 184H64L63 182L61 183V180H60V182H59ZM90 183V182H89ZM89 183H88V186H90L89 185ZM103 183H105V182H102V183H100V184H102V185H105V184H103ZM110 183V182H109ZM114 183H116V182H114ZM122 183V182H121ZM199 183H200V180H199ZM214 183H215V181H214ZM217 183V182H216ZM234 183V180H233V187L234 186H236V184ZM8 184V183H7ZM39 184V185H40ZM67 184V183H66ZM94 184V183H93ZM188 184V183H187ZM203 184V183H202ZM213 184V183H212ZM224 184H226V183H224ZM15 185V184H14ZM13 185V186H14ZM17 185V184H16ZM22 185V184H21ZM38 185V186H39ZM43 185V184H42ZM58 185V187L60 186L59 184H57ZM108 185V184H107ZM106 185V187L108 188V191H109V189L112 191L114 188H113V186H107ZM109 185H111V184H109ZM256 185V184H255ZM4 186V185H3ZM18 186V185H17ZM61 186H63L62 188H64V187H66V189H67V186H68V184H67V186H64V185H61ZM86 187H87V185H85ZM94 186V185H93ZM93 186L92 187H89L90 189L89 190H91V192H88V193H90V196L88 197V196H86V197H88L87 198V200L90 198V197H93L94 198V196H98L97 194H99V193H97V194H94V192H93V190H95V193H96V191L98 190H96V188L94 189L93 188ZM96 186H98L97 184L95 185V187ZM181 186V185H180ZM194 186V185H193ZM199 186H201V185H199ZM217 186V185H216ZM42 187V186H41ZM40 186L39 187H37V188H41ZM55 187V186H54ZM53 187V188H54ZM73 187V186H72ZM81 187H83V185L81 186ZM86 187H83V188H86ZM99 187V186H98ZM97 187V188H98ZM102 187V186H101ZM118 187V186H117ZM184 188H185V186H183ZM210 187V186H209ZM212 187V186H211ZM227 187V186H226ZM231 187V186H230ZM237 187V186H236ZM236 187H234L235 188V190H237L236 189ZM3 188V187H2ZM47 188H49V186L47 187ZM50 188H52V187H50ZM57 188V187H56ZM61 188V187H60ZM100 188V187H99ZM104 188V187H103ZM126 188V187H125ZM133 188V187H132ZM146 188V187H145ZM144 188V189H145ZM187 188V187H186ZM191 188V187H190ZM213 188V187H212ZM220 188H221V186H220ZM43 189V188H42ZM59 189V188H58ZM57 189V190H58ZM65 189V191H67ZM68 189H70V188H68ZM78 189V188H77ZM120 189V188H119ZM127 189V188H126ZM125 189V190H126ZM141 189V188H140ZM200 189H202V188H200ZM215 189V188H214ZM223 189V188H222ZM232 189V188H231ZM240 189V188H239ZM10 190V189H9ZM27 190V191H26ZM39 190V189H38ZM52 190V189H51ZM50 190V191H51ZM64 190V189H63ZM63 190H61L60 189V192L61 191H63ZM89 190H87V188H86V191H89ZM118 190V189H117ZM146 190V189H145ZM150 190V189H149ZM212 190V189H211ZM215 190H217V189H215ZM221 190V189H220ZM227 190V189H226ZM264 190V189H263ZM35 191H36V189H35ZM48 191H49V189H48ZM53 191V190H52ZM51 191V192H52ZM64 191V192H65ZM73 191V190H72ZM77 191V190H76ZM80 191V190H79ZM84 191H85V189H84ZM84 191H82L83 193H87V192H84ZM104 192H105V190H103ZM110 191V192H111ZM120 191V190H119ZM144 191V190H143ZM151 191V190H150ZM187 191H189V190H187ZM202 191V190H201ZM224 191V190H223ZM223 191H219L218 190V192L220 193V192H223ZM232 191V190H231ZM239 191V190H238ZM238 191H236V192H238ZM248 191V190H247ZM5 192V191H4ZM8 192H10V191H8ZM20 192L22 193V194H20ZM37 192H39V191H37ZM36 192V193H37ZM42 192H43V190H42ZM78 192V191H77ZM113 192H115V191H113ZM117 192V195H118V191H116ZM123 192H124V190H123ZM139 192V191H138ZM138 192H137V194H138ZM140 192H141V190H140ZM204 192V191H203ZM217 192V191H216ZM226 192H228V191H226ZM48 193V192H47ZM47 193H45V194H47ZM56 193H58L59 194V192H56ZM56 193H54V195L56 194ZM63 193V192H62ZM78 193H80L81 194V191L80 192H78ZM120 193H122V192H120ZM131 193V192H130ZM136 193V192H135ZM145 193H146V191H145ZM145 193H144V195H145ZM149 191H148V195H149ZM152 193V192H151ZM155 193V192H154ZM185 193V192H184ZM188 193V192H187ZM195 193V192H194ZM224 193V192H223ZM229 193H230V190H229ZM227 194V195H229V197H230V194ZM242 193V192H241ZM244 193V192H243ZM242 193V194H243ZM10 194H11V192H10ZM14 194V193H13ZM17 194V193H16ZM40 194V193H39ZM41 194H43V193H41ZM52 195H53V193H51ZM61 194V193H60ZM68 194V193H67ZM105 194H106V192H105ZM116 194V193H115ZM132 194V193H131ZM134 194V193H133ZM186 194V193H185ZM201 194V195H200ZM199 194V196H204V194H202V192ZM231 194H232V192H231ZM235 194V193H234ZM64 195H66V194H64ZM83 196H84V194H82ZM102 195V194H101ZM120 195V194H119ZM126 195V194H125ZM124 195V196H125ZM128 195V194H127ZM126 195V196H127ZM139 195V194H138ZM143 195V196H144ZM193 195V194H192ZM191 195V196H192ZM198 195V194H197ZM217 195V194H216ZM220 195V194H219ZM221 195H222V193H221ZM226 195V193H225V195L224 196H227ZM237 195H239V194H237ZM246 195V194H245ZM1 196V195H0ZM36 196H38V195H36ZM35 196V197H36ZM49 196H50V194H49ZM58 197H59V195H57ZM73 196V195H72ZM108 196V195H107ZM112 196V195H111ZM130 196V195H129ZM139 196H141V195H139ZM146 196V195H145ZM150 196H153L152 194H150ZM149 196V197H150ZM156 196V195H155ZM186 196V195H185ZM190 196V197H191ZM224 196H222V198H225ZM233 196V195H232ZM236 196V195H235ZM241 196V195H240ZM39 197H41L40 195H39ZM37 198L38 200L40 199V198ZM46 197L47 198H49L48 196H45V201H46ZM51 197H54V196H51ZM80 197L82 198V196L80 195ZM79 197V198H80ZM105 197V196H104ZM154 197V196H153ZM187 197V196H186ZM185 197V198H186ZM194 197V196H193ZM220 196H218V198H219ZM228 197V196H227ZM229 197H228V202L229 201H231V200H229ZM244 197V196H243ZM43 198V197H42ZM61 198V197H60ZM59 198V199H60ZM63 198V197H62ZM68 198V197H67ZM85 198V197H84ZM93 198H92V200H93ZM101 198V197H100ZM117 198L119 199V198H123L122 197V195L120 196V197H118L117 196ZM151 198V197H150ZM197 198H198V196H197ZM201 198V197H200ZM198 198L199 200H197L196 202H195V198H193V200H194V202H195V204L193 203V201L192 200H190L189 199V201H190V203L192 204L191 206H193V204L196 206V207H194V208H198V209H201L202 207H203V204L202 203H200V202H202L201 201V199L203 200V201H207V200H204L203 198ZM236 198V197H235ZM235 198L233 199V200H235ZM258 198H260V197H258ZM50 199V198H49ZM51 199H56V197L55 198H51ZM58 199V200H59ZM69 199V198H68ZM67 199V200H68ZM72 199V198H71ZM70 199V200H71ZM75 199V198H74ZM86 199V198H85ZM91 199V198H90ZM148 199V198H147ZM160 199V198H159ZM220 199V198H219ZM226 199V198H225ZM224 199V200H225ZM238 199H239V197H238ZM41 200H43V199H40V201ZM73 200V199H72ZM80 200V199H79ZM97 200V199H96ZM122 200V199H121ZM158 200V199H157ZM185 200H187V198L185 199ZM211 200V199H210ZM224 200H222L223 202H225L226 201V204H227V206H228V202H227V199L224 201ZM0 201V202H1ZM25 201V200H24ZM39 201V202H40ZM44 201V200H43ZM43 201H42V203H40L41 205L42 204H44L43 203ZM56 201V200H55ZM61 201H63V200H61ZM86 201V200H85ZM89 201V200H88ZM159 201V200H158ZM164 201V200H163ZM189 201H187V204H188V202ZM192 201V202H191ZM200 201V202H199ZM221 201V200H220ZM244 202L243 200H240V201H238L237 203H236V205L239 203V202ZM249 202H251L250 201V199L248 200ZM247 201V202H248ZM26 202H27V200H26ZM32 202V201H31ZM36 202V201H35ZM34 201L32 202L33 204H35L36 206H37V204H39V202H36L35 203ZM48 202V201H47ZM73 202V201H72ZM78 202V201H77ZM80 202V201H79ZM110 202V201H109ZM109 202H107V203H109ZM114 202V201H113ZM232 202V201H231ZM235 202V201H234ZM257 202V201H256ZM27 203H29V201L27 202ZM51 203V202H50ZM53 203V202H52ZM69 203V202H68ZM76 203V202H75ZM89 204H90V202H88ZM186 203V202H185ZM204 203V202H203ZM208 203H209V201H208ZM211 203V202H210ZM216 203V202H215ZM245 203V202H244ZM252 203V202H251ZM251 203H249L250 204V206H251ZM258 203V202H257ZM2 204V203H1ZM1 204H0V206H1ZM5 204V203H4ZM11 204H13V203H11ZM15 204V203H14ZM12 205V206H17L16 204H18V203H16L15 205ZM31 204V203H30ZM45 204H47V203H45ZM60 204H62V202L60 203ZM65 204V203H64ZM74 204V203H73ZM79 204V203H78ZM89 204H88V206H89ZM115 204V203H114ZM161 204V203H160ZM159 204V205H160ZM163 204H164V202H163ZM186 204V205H187ZM219 204H221V203H219ZM223 204V203H222ZM242 204V203H241ZM247 204V208L249 209V205H248V203H246ZM246 204H243V206L244 205H246ZM6 205V204H5ZM19 205V204H18ZM35 205H33V206H35ZM52 205V204H51ZM50 205V206H51ZM55 205V204H54ZM56 205H58V204H56ZM63 205V204H62ZM85 205V204H84ZM211 205V204H210ZM224 205V204H223ZM230 205V204H229ZM233 205H234V203H233ZM240 205V204H239ZM256 205V204H255ZM259 205H261V207L263 206L264 207V198H263V203H260V204H258V206ZM2 206H3V204H2ZM7 206L9 207V205L7 204ZM11 206V205H10ZM21 206V205H20ZM19 206V207H20ZM25 206V205H24ZM29 206V205H28ZM32 206V207H33ZM53 206V205H52ZM70 206V205H69ZM82 206V205H81ZM103 206H105V205H103ZM154 206V205H153ZM226 206V207H227ZM232 206V205H231ZM254 206V205H253ZM4 207V206H3ZM7 207V208H8ZM38 207V206H37ZM39 207H41V206H39ZM57 207V206H56ZM91 207V206H90ZM98 207H100V206H98ZM97 207V208H98ZM157 207V206H156ZM155 207V208H156ZM184 207V206H183ZM182 207V208H183ZM205 207V206H204ZM223 207V206H222ZM221 207V208H222ZM233 207V206H232ZM238 207H240V206H238ZM241 207H242V205H241ZM240 207V208H241ZM6 208V207H5ZM4 208V209H5ZM29 208V207H28ZM36 208V207H35ZM63 208V207H62ZM65 208V207H64ZM74 208V207H73ZM81 208V207H80ZM133 208V207H132ZM234 208V207H233ZM257 208V207H256ZM14 208L13 207H11V210H13ZM16 209V208H15ZM14 209V210H15ZM34 209V208H33ZM32 209V210H33ZM38 209V208H37ZM46 209V208H45ZM53 209H54V207H53ZM57 209V208H56ZM59 209V208H58ZM82 209H85V208H82ZM81 209V210H82ZM95 209V208H94ZM101 209V208H100ZM106 209V208H105ZM110 209V208H109ZM127 209V208H126ZM134 209H135V207H134ZM142 209H143V207H142ZM146 209V207L144 208V210ZM150 209H152V208H150ZM158 209V208H157ZM160 209H161V207H160ZM174 209V208H173ZM195 209V210H196ZM197 209V210H198ZM239 209V208H238ZM242 209V208H241ZM240 209V210H241ZM263 209V208H262ZM9 210H10V208H9ZM8 209L6 210V211H9ZM21 210H22V208H21ZM28 210V209H27ZM35 210V209H34ZM49 211H50V209H48ZM70 210V209H69ZM78 210V209H77ZM80 210V209H79ZM89 210V209H88ZM93 210V209H92ZM101 210H103L104 211V209H101ZM118 210V209H117ZM138 210V209H137ZM147 210H149V209H147ZM176 210V209H175ZM206 210V209H205ZM212 210V209H211ZM217 210V209H216ZM242 210H244V208L242 209ZM247 210V209H246ZM245 210V211H246ZM1 211H2V209H1ZM4 211V210H3ZM45 211V210H44ZM63 211V210H62ZM68 211V210H67ZM74 211V210H73ZM85 211H87V210H85ZM91 211V210H90ZM106 211V210H105ZM110 211V210H109ZM136 211V210H135ZM139 211V210H138ZM165 211V210H164ZM219 211V210H218ZM244 211V212H245ZM261 211V210H260ZM37 212H41V211H37ZM77 212V211H76ZM100 212V211H99ZM98 212V217L101 215L102 216V214H104L105 215V213L107 214V212H104V213H99ZM112 211H110L109 213H111ZM114 212H115V210H114ZM122 212V211H121ZM127 212H128V210H127ZM171 212V211H170ZM176 212H178V211H176ZM242 212V211H241ZM1 213V212H0ZM4 214L6 213V212H3ZM2 213V214H3ZM47 213V212H46ZM54 213V212H53ZM72 213V212H71ZM70 213V214H71ZM79 213V212H78ZM84 213V212H83ZM93 213V212H92ZM96 213V212H95ZM109 213H108V215H109ZM115 213H118V212H115ZM114 213V214H115ZM125 213V212H124ZM123 213V214H124ZM136 213H139V212H136ZM142 213V212H141ZM147 213V212H146ZM155 213H156V211H155ZM161 213V212H160ZM163 213V212H162ZM180 213V212H179ZM179 213H178V216H179ZM192 213H193V211H192ZM255 213H256V211H255ZM10 214V213H9ZM59 214V213H58ZM85 214V213H84ZM121 214V213H120ZM129 214V213H128ZM183 214H184V211H183ZM201 214H202V212H201ZM204 214V213H203ZM66 215V214H65ZM64 215V216H65ZM75 215H79V214H75ZM75 215H74V217H75ZM108 215H106V216H108ZM130 215V214H129ZM147 215V214H146ZM157 215V214H156ZM161 215V214H160ZM165 215V214H164ZM182 215V214H181ZM181 215H180V217H181ZM250 215V214H249ZM253 215V214H252ZM255 215V214H254ZM253 215V216H254ZM14 216V215H13ZM21 216V215H20ZM42 216V215H41ZM40 216V217H41ZM58 216H60V215H58ZM67 216V215H66ZM88 216V215H87ZM116 216V215H115ZM123 216V215H122ZM149 216H150V214H149ZM158 216V215H157ZM163 216V215H162ZM177 216V217H178ZM184 216H186V215H184ZM191 216V215H190ZM201 216V215H200ZM207 217H208V215H206ZM210 216V215H209ZM218 216V215H217ZM264 216V215H263ZM2 217V216H1ZM32 217V216H31ZM45 217V216H44ZM48 217V216H47ZM62 218H63V216H61ZM83 217H84V215H83ZM96 217V216H95ZM124 217V216H123ZM130 217V216H129ZM132 217V216H131ZM143 217V216H142ZM167 216H165V218H166ZM172 217H173V215H172ZM179 217V218H180ZM183 217V216H182ZM193 217V216H192ZM216 217V216H215ZM255 217H256V215H255ZM5 218V217H4ZM16 218V217H15ZM14 218V219H15ZM72 218V217H71ZM79 218H80V216H79ZM93 218V217H92ZM100 218V217H99ZM103 218V217H102ZM106 218V217H105ZM120 218V217H119ZM150 218V217H149ZM163 218V217H162ZM200 218V217H199ZM21 219V218H20ZM44 219V218H43ZM57 219H59V218H57ZM68 219V218H67ZM95 220H96V218H94ZM93 219V220H94ZM104 219V218H103ZM110 219V218H109ZM123 219H125V218H123ZM146 219V218H145ZM155 219V218H154ZM218 219H220L219 218V216H218ZM222 219H224V218H222ZM258 219V218H257ZM31 220V219H30ZM36 220H38V219H36ZM50 220H52V219H50ZM80 220V219H79ZM90 220V219H89ZM166 220V219H165ZM176 220V219H175ZM189 220V219H188ZM258 220H260V218L258 219ZM26 221V220H25ZM39 221H40V219H39ZM44 221V220H43ZM49 221V220H48ZM48 221H46V222H48ZM60 221V220H59ZM101 221V220H100ZM99 221V222H100ZM106 221V220H105ZM114 221V220H113ZM142 221H143V219H142ZM190 221V220H189ZM188 221V222H189ZM222 221V220H221ZM225 221V220H224ZM19 222V221H18ZM32 222V221H31ZM75 222V221H74ZM80 222V221H79ZM92 222H94V221H92ZM96 222V221H95ZM112 222V221H111ZM118 222V221H117ZM139 222V221H138ZM147 222V221H146ZM150 222V221H149ZM152 222V221H151ZM159 222V221H158ZM201 222V221H200ZM213 222V221H212ZM216 222V221H215ZM258 222V221H257ZM260 222H261V220H260ZM260 222H258V223H260ZM33 223V222H32ZM45 223V222H44ZM51 223V222H50ZM67 223V222H66ZM69 223V222H68ZM86 223H87V221L85 222V224L84 225H86ZM89 223V222H88ZM109 223V222H108ZM113 223V222H112ZM187 223V222H186ZM186 223H185V225H186ZM199 223V222H198ZM197 223V225L198 226H196V228H198L199 227V224ZM207 223V222H206ZM218 223V222H217ZM220 223V222H219ZM219 223H218V225H219ZM229 223V222H228ZM258 223H256V224H258ZM4 224V223H3ZM46 224V223H45ZM44 224V225H45ZM56 224V223H55ZM61 224V223H60ZM82 224V223H81ZM115 224V223H114ZM119 224V223H118ZM140 224V223H139ZM145 224V223H144ZM184 224V223H183ZM212 224V223H211ZM261 224V223H260ZM259 224V225H260ZM24 225V224H23ZM33 225H35V224H33ZM32 225V226H33ZM52 225H53V223H52ZM59 225V224H58ZM89 225V224H88ZM106 225V224H105ZM149 225V224H148ZM151 225V224H150ZM169 225V224H168ZM192 225V224H191ZM207 225V224H206ZM258 225V226H259ZM262 225V224H261ZM1 226V225H0ZM12 226V225H11ZM18 226V225H17ZM39 226V225H38ZM47 226V225H46ZM66 226H68L67 224H66ZM122 226V225H121ZM158 226V225H157ZM162 226V225H161ZM227 226V225H226ZM230 226V225H229ZM15 227V226H14ZM35 227V226H34ZM49 227H51V225L49 226ZM61 227V226H60ZM81 227V226H80ZM97 227V226H96ZM107 227V226H106ZM105 227V228H106ZM118 227H120V226H118ZM144 227V226H143ZM164 227V226H163ZM180 227V226H179ZM189 227V226H188ZM193 227L195 228V226L193 225ZM209 227V226H208ZM215 227H217V225L215 226ZM222 227V226H221ZM224 227V226H223ZM222 227V228H223ZM231 227V226H230ZM229 227V228H230ZM233 227V226H232ZM260 227V226H259ZM48 228V227H47ZM56 228V227H55ZM86 228V227H85ZM98 228H100V227H98ZM103 228V227H102ZM158 228V227H157ZM186 228V227H185ZM195 228V229H196ZM202 228V227H201ZM200 228V229H201ZM225 228V227H224ZM228 228V229H229ZM255 228V227H254ZM262 228V227H261ZM6 229V228H5ZM31 229V228H30ZM33 229V228H32ZM42 229V228H41ZM63 229V228H62ZM79 229V228H78ZM78 229L76 228V231L78 232ZM84 229V228H83ZM92 229V228H91ZM104 229V228H103ZM193 229V228H192ZM203 229V228H202ZM217 229H219V228H217ZM228 229L226 228V230L228 231ZM235 229V228H234ZM242 229V228H241ZM249 229V228H248ZM1 230H2V228H1ZM18 230V229H17ZM26 230V229H25ZM34 230V229H33ZM101 230V229H100ZM114 230H116V229H114ZM120 230H121V227H120ZM212 230V229H211ZM216 230V229H215ZM226 230H224V231H222L223 232V234H225V233H227L226 232ZM231 230V229H230ZM246 230V229H245ZM12 231V230H11ZM28 231V230H27ZM37 231V230H36ZM59 231H61V230H59ZM66 231V230H65ZM85 231V230H84ZM87 231V230H86ZM90 231V230H89ZM96 231V230H95ZM113 231V230H112ZM124 231V230H123ZM163 231V230H162ZM183 231V230H182ZM181 231V232H182ZM190 231V230H189ZM209 231V230H208ZM213 231V230H212ZM218 231H220V236L222 235V233H221V230H218ZM233 231V230H232ZM250 231V230H249ZM3 232V231H2ZM6 232V231H5ZM17 232V231H16ZM24 232V231H23ZM32 232V231H31ZM61 232H63V231H61ZM73 232V231H72ZM76 232V233H77ZM92 232V231H91ZM94 232V231H93ZM110 232V231H109ZM108 232V233H109ZM124 232H126V231H124ZM135 232V231H134ZM167 232V231H166ZM169 232H171V231H169ZM184 232V231H183ZM182 232V233H183ZM196 232V231H195ZM205 232V231H204ZM203 232V233H204ZM231 232V231H230ZM238 232V231H237ZM240 232V231H239ZM247 232V231H246ZM252 232V231H251ZM250 232V233H251ZM4 233V232H3ZM22 233V232H21ZM30 233V232H29ZM38 233V232H37ZM36 233V234H37ZM41 233V232H40ZM48 233V232H47ZM58 233V232H57ZM81 233V232H80ZM84 233V232H83ZM104 233V232H103ZM121 233V232H120ZM173 233V232H172ZM172 233H170V234H172ZM177 233H179V232H177ZM192 233V232H191ZM216 233V232H215ZM234 235L233 234H231L230 236L232 237V235L233 236H235V230H234ZM249 233V234H250ZM256 233V232H255ZM259 233V232H258ZM19 234V233H18ZM61 234V233H60ZM125 235H126V233H124ZM131 234H133L132 232H131ZM169 234V233H168ZM169 234V235H170ZM240 234H242L241 232H240ZM239 234V235H240ZM248 234V235H249ZM2 235H4V234H2ZM13 235V234H12ZM31 235V234H30ZM50 235H53V234H50ZM49 235V236H50ZM100 235V234H99ZM111 235H113V234H111ZM188 235V234H187ZM190 236H191V234H189ZM194 235V234H193ZM192 235V236H193ZM201 235H202V233H201ZM206 235V234H205ZM210 235V234H209ZM215 235V234H214ZM217 235H219V232H218V234ZM238 235V234H237ZM236 235V236H237ZM251 236H252V234H250ZM262 235V234H261ZM1 236V235H0ZM5 236V235H4ZM17 236V235H16ZM28 236V235H27ZM35 236V235H34ZM46 236V235H45ZM54 236V235H53ZM60 236V235H59ZM70 235H68V237H69ZM75 236H76V234H75ZM96 236V235H95ZM117 236V235H116ZM134 236H135V234H134ZM133 236V237H134ZM174 236V235H173ZM211 236H213V234L211 235ZM226 236V234L224 235V237ZM227 236H229L228 234H227ZM247 235H245V237H246ZM260 236V235H259ZM8 237V236H7ZM25 237V236H24ZM39 237H40V235H39ZM46 237H48V236H46ZM64 237V236H63ZM62 237V238H63ZM103 237V236H102ZM136 237V236H135ZM154 237V236H153ZM198 237H200V235L198 236ZM230 237V238H231ZM10 238V237H9ZM30 238V237H29ZM61 238V239H62ZM72 238V237H71ZM74 238V237H73ZM79 238H80V235H79ZM91 238V237H90ZM96 238V237H95ZM113 238V237H112ZM143 238V237H142ZM148 238V237H147ZM172 238V237H171ZM180 238V237H179ZM186 238V237H185ZM212 238H214V237H212ZM230 238H228L227 237V239L229 240ZM234 239H235V237H233ZM238 238V237H237ZM241 239H242V237H240ZM244 238V237H243ZM11 239V238H10ZM31 239V238H30ZM49 239V238H48ZM58 239V238H57ZM77 239V238H76ZM86 239V238H85ZM101 239V238H100ZM115 239V238H114ZM126 239V238H125ZM134 239V238H133ZM211 239V238H210ZM217 239V238H216ZM218 239H220V238H218ZM233 239V240H234ZM250 239V238H249ZM260 239V238H259ZM3 240V239H2ZM5 240V239H4ZM9 240V239H8ZM11 240H13V239H11ZM16 240V239H15ZM78 240V239H77ZM76 240V241H77ZM83 240V239H82ZM96 240H98V239H96ZM119 240V239H118ZM171 240V239H170ZM185 240V239H184ZM187 240V239H186ZM227 240V241H228ZM232 240V239H231ZM243 240V239H242ZM7 241V240H6ZM22 241V240H21ZM38 241V240H37ZM40 241V240H39ZM53 242H55L54 240H52ZM67 241V240H66ZM115 241H116V239H115ZM114 241V242H115ZM131 241V240H130ZM149 241V240H148ZM167 241V240H166ZM180 241V240H179ZM211 241V240H210ZM217 241V240H216ZM225 241V240H224ZM224 241H223V243H224ZM253 242H254V240H252ZM262 241V240H261ZM15 242V241H14ZM26 242V241H25ZM30 242V241H29ZM33 242H34V239H33ZM81 242V241H80ZM79 242V243H80ZM97 242V241H96ZM128 242V241H127ZM144 242V241H143ZM197 242V241H196ZM205 242V241H204ZM214 242V241H213ZM221 242V241H220ZM240 242V241H239ZM5 243V242H4ZM3 243V244H4ZM8 243V242H7ZM18 243V242H17ZM32 243V242H31ZM40 243V242H39ZM42 243V242H41ZM113 243V242H112ZM151 243V242H150ZM160 243V242H159ZM181 243V242H180ZM206 243V242H205ZM204 243V244H205ZM227 243V242H226ZM234 242H232V243H230V244H233ZM12 244V243H11ZM10 244V245H11ZM74 244V243H73ZM83 244V243H82ZM96 244V243H95ZM102 244V243H101ZM108 244V243H107ZM111 244V243H110ZM121 244H123L122 243V241H121ZM156 244V243H155ZM168 244V243H167ZM203 244V245H204ZM212 244V243H211ZM218 244V243H217ZM219 244H221V243H219ZM264 244V243H263ZM2 245V244H1ZM9 245V244H8ZM63 245H64V243H63ZM85 245V244H84ZM109 245V244H108ZM118 245H120V243L118 244ZM160 245H161V243H160ZM182 245V244H181ZM195 245V244H194ZM207 245V244H206ZM224 245V244H223ZM222 245V246H223ZM22 246V245H21ZM20 246V247H21ZM38 246V245H37ZM36 246V247H37ZM75 246V245H74ZM105 246V245H104ZM114 246H115V244H114ZM180 246V245H179ZM184 246V245H183ZM202 246V245H201ZM205 246V245H204ZM214 246V245H213ZM212 246V247H213ZM230 246V245H229ZM264 246V245H263ZM39 247H41V246H39ZM84 247V246H83ZM102 247V246H101ZM123 247V246H122ZM132 247V246H131ZM131 247H129V248H131ZM151 247V246H150ZM149 247V248H150ZM169 247H170V245H169ZM189 247H190V245H189ZM192 247V246H191ZM209 247H210V245H209ZM212 247H210V248H212ZM216 247H217V245H216ZM227 247V246H226ZM52 248V247H51ZM71 248V247H70ZM77 248V247H76ZM94 248V247H93ZM99 248V247H98ZM138 248V247H137ZM158 248V247H157ZM200 248V247H199ZM223 248V247H222ZM5 249V248H4ZM19 249V248H18ZM24 249V248H23ZM53 249V248H52ZM74 249V248H73ZM122 249V248H121ZM121 249H120V252H121ZM124 249V248H123ZM142 249V248H141ZM174 249V248H173ZM183 250H184V248H182ZM181 249V250H182ZM188 249V248H187ZM186 249V250H187ZM195 249V248H194ZM261 249V248H260ZM1 250V249H0ZM29 250H30V248H29ZM50 250V249H49ZM80 250V249H79ZM98 250H100V249H98ZM115 250V249H114ZM118 250V249H117ZM133 250V249H132ZM137 250V249H136ZM147 250V249H146ZM154 250H155V248H154ZM162 250V249H161ZM200 250V249H199ZM212 250V249H211ZM3 251V250H2ZM5 251V250H4ZM20 251V250H19ZM18 251V252H19ZM72 251V250H71ZM77 251V250H76ZM107 251V250H106ZM112 251V250H111ZM159 251V250H158ZM193 251V250H192ZM229 251V250H228ZM228 251H227V253H228ZM13 252V251H12ZM62 252V251H61ZM82 252V251H81ZM85 252V251H84ZM115 252V251H114ZM123 253L122 254H124V251H122ZM133 252V251H132ZM131 252V253H132ZM145 252V251H144ZM143 251L142 252H140L141 254L142 253H144ZM147 252V251H146ZM145 252V253H146ZM199 252V251H198ZM218 252V251H217ZM15 253V252H14ZM43 253V252H42ZM46 253V252H45ZM54 253V252H53ZM72 253H73V251H72ZM79 253V252H78ZM134 253V252H133ZM138 253H139V251H138ZM137 253V254H138ZM140 253L138 254V255H140ZM148 253V252H147ZM161 253V252H160ZM166 253H168V252H166ZM187 253H189L190 254V252H187ZM197 253V252H196ZM195 253V254H196ZM1 254V253H0ZM8 254V253H7ZM25 254V253H24ZM23 254V255H24ZM96 254V253H95ZM109 254V253H108ZM111 254H112V252H111ZM115 254V253H114ZM136 254V253H135ZM159 254V253H158ZM178 254V253H177ZM180 254V253H179ZM199 254H200V252H199ZM204 254H206V253H204ZM215 254H216V252H215ZM11 255V254H10ZM21 255V254H20ZM42 255V254H41ZM75 255V254H74ZM100 255V254H99ZM119 255V254H118ZM117 255V256H118ZM129 255V254H128ZM137 255V256H138ZM142 255H144L145 256V254H142ZM149 255H150V253H149ZM153 255V254H152ZM160 255V254H159ZM162 255V254H161ZM175 255V254H174ZM186 255V254H185ZM208 255V254H207ZM213 255V254H212ZM7 256V255H6ZM22 256V255H21ZM86 256V255H85ZM88 256V255H87ZM92 256V255H91ZM101 256V255H100ZM122 256V255H121ZM130 256V255H129ZM190 256V255H189ZM234 256V255H233ZM232 256V257H233ZM28 257H30V256H28ZM46 257V256H45ZM90 257V256H89ZM99 257V256H98ZM116 257V256H115ZM114 257V258H115ZM125 257V256H124ZM128 257V256H127ZM146 257H148V256H146ZM159 257V256H158ZM163 257V256H162ZM199 257V256H198ZM207 257V256H206ZM227 257V256H226ZM13 258V257H12ZM52 259H53V257H51ZM120 258V257H119ZM118 258V259H119ZM121 258H123V256L121 257ZM129 258H132L133 259V261H134V263L137 261V260H135L136 258L134 257H129ZM144 258V257H143ZM155 258V257H154ZM165 258V257H164ZM190 258V257H189ZM192 258V257H191ZM194 258H195V256H194ZM202 258V257H201ZM204 258V257H203ZM238 258V257H237ZM6 259H7V257H6ZM35 259V258H34ZM33 259V260H34ZM41 259V258H40ZM44 259V258H43ZM68 259V258H67ZM170 259V258H169ZM175 259V258H174ZM196 259V258H195ZM8 260V259H7ZM31 260V259H30ZM50 260V259H49ZM128 260V259H127ZM164 260V259H163ZM176 260H178V259H176ZM203 260V259H202ZM228 260V259H227ZM10 261V260H9ZM36 261V260H35ZM55 261V260H54ZM60 261V260H59ZM58 261V262H59ZM113 261V260H112ZM148 261H150V260H148ZM185 261V260H184ZM183 261V262H184ZM194 261V260H193ZM239 261V260H238ZM38 262V261H37ZM69 262V261H68ZM84 262V261H83ZM102 262V261H101ZM110 262H111V260H110ZM153 262V261H152ZM195 262V261H194ZM194 262H193V264H194ZM201 262V261H200ZM205 262V261H204ZM210 262V261H209ZM212 262V261H211ZM235 262V261H234ZM47 263H49V262H47ZM71 263H72V261H71ZM70 263V264H71ZM81 263V262H80ZM79 263V264H80ZM125 263V262H124ZM136 263H138V262H136ZM155 263V262H154ZM198 263V261L196 262V264ZM206 263H208V262H206ZM3 264V263H2ZM55 264V263H54ZM92 264V263H91ZM99 264V263H98ZM117 264V263H116ZM133 264V263H132ZM141 264H143V263H141ZM147 264H149V263H147ZM157 264V263H156ZM172 264V263H171ZM200 264V263H199ZM225 264V263H224ZM227 264V263H226Z\"/></svg>", "mask_w": 264, "mask_h": 264}]
</instances>
